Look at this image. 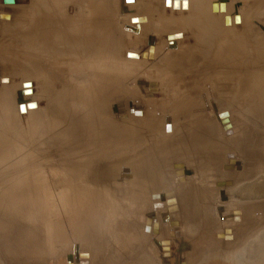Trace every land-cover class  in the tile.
<instances>
[{
    "label": "rangeland",
    "instance_id": "1",
    "mask_svg": "<svg viewBox=\"0 0 264 264\" xmlns=\"http://www.w3.org/2000/svg\"><path fill=\"white\" fill-rule=\"evenodd\" d=\"M38 1L39 2H37L36 0H11V1H9L11 4H9L7 2V0H4V2H6V5H7L4 7H3L2 3L0 2V17H1L0 18V20H1L0 24L5 25V26L2 25L4 31L1 32L2 29L0 30V33H1L0 34V41H1L0 42V75H2V74L3 75L5 74L6 76L10 75L9 77L12 78L11 79L12 86H11L10 91H13V93L11 92V96H12L11 101H10V99H8L9 100L8 102L10 104V108H8L9 107L8 102H6L7 104L5 103L7 105V107L6 106L5 107L9 111L8 112V111H6V109H3L4 105H2V102L4 104L5 101H4V96H3L2 92L5 90L2 89V85H0V99H2V96H3V99H2L3 101L0 100V103H1L0 109H3V110H0V113L2 112L1 113L2 115H0L1 118L3 117V119H4L3 114H5V112L8 113L7 116L5 114L6 118L8 119V121H7V119L5 118L7 124L5 123V121H2V120L0 121L1 122L0 123L1 124L0 125L1 132H2V129L4 128L3 134L7 133V134H5V135H7L5 137L8 138V141H7V139H2L4 137H3V134L1 133L0 139L5 140L6 142L2 141L4 143L0 144L1 145L0 146V264H91V263L92 264H153V263L154 264H179L180 261L186 262L188 260V258H191L189 256V254L192 255L193 259L195 257H202L204 255L203 257H206V259L209 262H210V260L212 262H217L216 259H214L215 257L214 258L212 257V254L215 253L216 249L217 250L221 249V250L226 251V248L229 249L228 245L230 244V243L227 244V242H229V241L221 239L222 236H223V238L231 237L229 239H232V241H234L237 238V233L239 234L241 232L240 236L245 234V230H242V225H244V224H242L243 222L242 221L240 222L237 219V216L234 214L233 208L231 207L233 203H235V202L239 203V201H241L242 199H246V200L251 199L249 201L250 204H252L254 202L256 203L253 206H250V210L253 211V213L252 214H245L244 216L251 218L252 216L259 215L261 217V219H263V220L260 221L261 224L258 227L263 228L264 227V205H263L264 204V159H263L264 156L262 154L259 155V153L255 150H251L255 154L250 153L251 152L250 150H249V152H247L248 150H246L244 153L245 154V156H244L243 153L241 152V150H238L236 148V151H234L235 148L233 146L230 147L227 145H226L227 147L221 145L218 148V147H215L214 146L215 144H214L213 146L207 147V149L204 152H200L199 148L197 150L195 148H192L191 145H186V143H175V142L173 143L172 141L170 143V141H169L168 144H165L164 147H162L163 145L156 146L154 142L157 141V140H155L157 137L162 136V135H168L169 128L167 126H164V125H166V124H164V122L166 120L168 121L174 117L173 116L174 111L173 112L171 111V110H174V109H172L173 106L175 108L179 104L186 105L189 103L188 106H193L194 109H197L198 115L203 114V112H202L203 110L201 108H203V105H205L204 107L208 108L209 110H213V109L217 110L218 109V111H219L218 113H221L220 116H225L221 120H223L225 118L227 121L228 120V118H226V116H227L231 119L232 122L236 121L239 125H241V127L242 126L246 127V125L251 126L253 128L252 132H254L256 135H258L257 139L259 138L258 142L251 145V147L253 149L255 148L257 150H259V148L264 150V119H263L264 117H262V116H264V105H261V104H264V94H263L264 93V91H263L264 90V69H261L262 68L261 66H263V68H264V64H262V61H261L264 59V56H262V54L264 52V42H263L264 41V32H263L264 31V29H263L264 28V0H219L218 4H216V6H215V9L218 10V11L216 10V12L222 11L221 14L216 17V22H215V27L217 29L216 34L221 33L222 31H225L227 29H230L231 31L234 30L233 32H235V34H237V35L240 34L242 36L245 34H251L250 31L251 32L253 31L251 38H255V36H256V38H255L256 40L252 39L254 41V43H252V45H254L253 49H251V47H252L251 42H253V41L249 38L250 36L245 35L248 37V39H246L245 37L243 39L242 38L240 39L241 46L243 45L244 47L243 46L242 47L245 48L244 51H246V50H248V51H246V53H244L243 50H241L242 52H239V53H242L243 55L239 56V58L240 57H242V58L240 59V62H239V60L237 61L238 66L237 65L233 66L232 69L234 71H232L231 68H230L231 70L228 68V71L231 72V75L229 72H226L227 70L225 71L226 73L224 74L223 72L220 73L221 71H219V70H218V72H216L215 70L210 71L207 68L205 69V70H207L206 72L200 73V72L205 71V70H203V67L200 65L201 63L200 64L197 62H193V63H189V64L185 63L186 62L185 59L187 58V55L190 54V50H192V49L195 50L196 47H197L196 50L201 48L200 50H198V51H201L200 54L202 53L205 56L210 55V53H208V51H210L209 47L211 46L210 42L207 41V43H209V44L201 42L199 37H196V35L199 36L198 35L199 30L196 29V27H194V25H192V24H190V26H189V22H187V20L189 21V19H190L188 17H191L192 14L197 13V11H195L193 9V7L191 6L192 5L191 3L194 4V0L193 1L186 0L187 2H191L188 6H189V8H191L194 11H192V10L190 11V9L188 7L185 8L186 6L185 7L183 6L184 7V9H183L182 5L185 4L184 3L185 0H176V1L174 0L175 2H179L181 5V6H179L177 4V6L179 7V8L177 7L178 10L176 9V7L174 5H173V7H167V6L164 7V5L162 4L163 3L162 0H124V1L123 0H114V2L112 0V5L110 7L111 13L109 12L110 16L108 15L107 18H109L108 21L109 20L115 21L118 19L115 22L118 23V24L116 23L118 25L117 27L119 28L118 33L121 36H119V34L117 33V35L119 36L118 37L119 40L117 41V43L120 42V45H117V47H118L117 51L119 50V46H120L119 52L121 53V55L119 52H117V53H119L118 54V59H119L118 61L120 62V63L119 62L117 63V66H116V64H114L115 66L112 65L113 64V58L110 56V53L108 52L109 53L108 54L106 52V49L103 48V46L101 44L100 45L97 44L99 42V40H102L104 37L106 38V36L103 34L107 35V32L105 30H103L102 28H98V27L94 26V24L92 23V22H94V20L90 14V11H89V14H87V13L86 14L88 15L89 18L91 17L92 20H90L86 14H84V16H86V17H84L83 15L80 14L81 18H84V19L80 20L79 19L80 17L79 18L77 17V15H79V13L81 12V11H78L79 8H77V7H79L80 6L79 4H81V3H79V4H76V3L80 2L81 0H78V1L75 0L77 2H75L74 0L73 1L71 0L72 3L67 4L68 5L67 7H69V5H70V7H69L70 10L68 11L69 14H71V16H73V17L75 16V18H78V20L80 21L79 24L77 23L76 27L79 26L77 29H75L76 27L73 29L69 28V25H70L69 22H71V21L66 20L67 16H65V15L67 13V10L66 11L63 10V9L67 8L66 5L64 6L65 8L62 6L63 9H60V8H62L61 5L59 8L58 4L55 3L56 5H58V7H57L56 5H53L52 2L50 3L49 2L50 0H48V2L47 1L45 2V0H43V3H42V0H38ZM36 2H37V4H36ZM44 2H45V4H44ZM68 2H70V1H68ZM74 2H75V4H73ZM38 3L40 5L41 9H39ZM47 3L50 4L49 7L51 9L50 8L49 9L51 10L50 11L51 14H49V15H51V16L47 15L49 12V9L47 10L46 15H44V13L46 12L45 7L46 6L48 7ZM8 4H9V6H8ZM33 4H34V7H33ZM167 4H168V1H167ZM43 5H46V6H44V8H43ZM76 5H78V6H76ZM186 5H187V3H186ZM53 6H55L56 10L53 8ZM113 6H115L116 8L115 7L113 8ZM37 7H38V9H35ZM72 7H74V10ZM32 8H34L35 11L38 10L34 13L38 12L39 14L37 13L38 14L37 16H39V17H37L36 14H35V16H33L34 9H32ZM57 8L59 10H57ZM203 9H204L205 14H207L206 13L207 12L206 7H204ZM28 10H29V12H28ZM39 10H41V11L39 12ZM60 10L63 11V14H65L63 16H65L66 19L63 18L62 14H61L62 12ZM43 11H45V12H43ZM74 11L76 14L73 13ZM41 12L43 14H41ZM204 12H198V13H200L202 15V13H204ZM233 12L238 13V15L241 14L243 16V18H245L243 24H241V25L237 24L234 27V25L231 22V16H232ZM56 13H58V14L60 13L59 15H61L62 18H60V16L57 14L58 15V20H57L56 19V17H57ZM29 14H31V16ZM53 14L56 15V17L53 16ZM114 14H115V16H114ZM189 14H190V16H189ZM217 14H219V13H217ZM111 15H113L112 16L113 19H112ZM186 15H188V16H186ZM52 16L55 19H52ZM185 16L187 17V20H184V19H186ZM44 17L47 18L46 20H49L51 18L54 22L51 21V19L49 21L42 19ZM36 18H37V21H35ZM39 18H41L42 20H39ZM86 18H88L89 21ZM203 18L206 19V16L203 15ZM62 20L65 21L64 24H63ZM84 20L86 21L85 26L88 27L87 30H86V27L84 26V24H85ZM192 20L190 19V23ZM254 20L258 21L257 23H259V24L254 23ZM34 21H35V23H34ZM58 21L62 24H59ZM81 21H84V22H81ZM37 22H39V23L42 22L43 24L41 23V25H40ZM46 22H47V24H46ZM66 22H68L67 24H69L67 26L69 29L66 27V25H67V24H65ZM87 22H89L90 26H87V24H88ZM251 22L253 23V25L255 27L252 26ZM33 23L35 24V26ZM48 23H50V26L48 25ZM80 23H83V25L81 24L82 25L81 27H80ZM31 24H32V27L30 26ZM28 25H29V27H28ZM37 25H39L40 27ZM46 25H47V28H46ZM51 25H52V27H51ZM59 25H60V28L58 27ZM61 25H63V26L65 25V27L67 29L66 32H65V27L63 29ZM247 25L249 27H247ZM260 25H262V28ZM48 26H49V28H48ZM91 26L94 28L96 27V29H93ZM187 26H189V28ZM191 26H193L194 28ZM250 26H251V29L250 30L247 29V28H250ZM6 27L8 28L7 29L8 31H6ZM30 27L32 29L35 28V30H37V32H36L33 29V34L36 33L35 36L33 34H30V33H32V29L30 30ZM89 27H91V30H89ZM190 27H191V29H190ZM26 28H27V30H26ZM41 28L43 29V31ZM44 28H46V29H44ZM51 28L53 30L55 28L54 32ZM80 28H81V30H80L81 36L76 35L77 33L79 34L78 30ZM254 28H256V29L254 30ZM13 29H14V33H13ZM56 29H58L57 31H59V32L62 29L61 32L63 34L61 32L60 33L57 32ZM74 29H75V31H74L75 34L73 33V35H70V34H72ZM244 29L246 32L249 31V33L248 32L246 33L244 31ZM83 30L86 32L88 31V32L87 33L84 32V35H83L82 34L83 32H81ZM197 30H198V32H197ZM11 31H12V35H10ZM25 31H26V34L24 33L25 35L21 34ZM34 31H35V33H34ZM41 31L43 32V35L45 33L49 34V32H50V36L47 37L48 39H45L46 36H48L46 34L43 36L45 38L38 36L42 33ZM55 31L57 32L56 35H55ZM89 31H91L92 35L95 36L96 38H97V34L99 35L96 41H95V39H96L95 37H94L95 38L94 39V38H91L89 36V35H91V32H89ZM99 31H100V33H99ZM257 31H258V33L255 34V36H253L254 33H256ZM17 32H19V33L21 32L20 33L21 35L18 36L17 34H19V33H17ZM69 32H70V34H69ZM93 32H94V34H93ZM240 32H243L244 34L240 33ZM53 33H54V36H53ZM85 33H86V36L88 35V38L85 36ZM14 34H16V37ZM100 34H102L103 36ZM29 35L31 37L33 36V38H31ZM58 35L60 37L63 35V37H61V39H60V37ZM64 35H66L65 38H64ZM67 35H68V37H67ZM74 35L78 36L79 41L81 38V41L80 42L77 41L76 37L73 38ZM3 36H4V38H3ZM23 36L24 37L27 36V37L24 39ZM57 36H58V38H57ZM79 36H80V38H79ZM260 36L263 39L260 38ZM34 37L37 40H35ZM50 37L52 39H49ZM69 37H72V39ZM89 37L91 38L92 42L90 41ZM11 38L13 40H11ZM16 38H18V39H16ZM27 38H29V39H27ZM38 38H40V40ZM41 38L45 39L46 41L50 40V42L51 41L54 42L57 40L58 42L57 41L56 42L58 43V46H57L58 48L54 47V49H52L53 48L52 46H54L53 45L54 43L51 42L52 44L49 45V42H48V45H46L45 47L46 48H47V46L50 48L52 47L51 49L54 52L49 51V50H51L49 48L47 49L48 50V52H47L45 47L42 46V45H45L46 41L42 42ZM65 39H67L69 42H70V40L72 42V41H75L74 39H76L77 42L76 41L75 42L78 45L75 44L74 42H72L73 44L70 42V45L72 44V46H70L68 41H66ZM83 39H85V40H83ZM197 39H199V42ZM257 39H258V41L260 39H262V40H260L261 43L263 44L262 46H260L261 45L260 41L258 44ZM22 40H24V41H22ZM25 40L28 42V44L25 43L26 42ZM33 40H35L36 43L33 42ZM29 41L31 44L29 43ZM62 41L65 43L63 44ZM202 41H203V39H202ZM81 42L83 44H81ZM87 42H90L92 44V46H90V47L91 48L93 47L92 48L93 50L88 46V45H91L90 43L88 45H84V44H87ZM204 42H206V41H204ZM246 42H248V44ZM39 43H41V44H39ZM95 43H96V47L98 48V50L97 49L94 50ZM199 43L204 44V45L201 44L202 46H204V48L202 46H200L198 48V46L200 45ZM244 43H246L245 44L246 47H245ZM34 44H37V46ZM59 44H61L60 45L61 47L59 46ZM79 44H81L82 47L86 46L83 48L84 49L83 51L81 49L82 47L79 46ZM206 44H207V46L205 47ZM28 45H30L31 47H33V45H34L33 49H31V47H28ZM65 45H67V46H65ZM248 45H250V48L248 47ZM255 45H256L257 49L255 48ZM23 46H25L29 50H25L24 49L25 47H23ZM39 46H41V48ZM73 46H75V48ZM77 46H79V48H77ZM42 47H44V48H42ZM87 47H89V48H87ZM99 47H101V48H99ZM191 47H193V48H191ZM258 47H262V49L258 48ZM38 48H40L41 50ZM66 48H67V50H66ZM68 48H70V50H73V53H75V56H76V54L78 56L79 55L81 56V54H82L83 58H82V56L81 57L76 56L77 57L76 58L74 56V54L71 53L72 51H70ZM71 48H73V49H71ZM85 48H86V50H85ZM55 49H57V50H55ZM77 49L80 51L79 53H77L78 52ZM87 49L88 50L91 49L92 53L94 52L93 53L94 55H92L90 50H89L90 52L87 51ZM104 49H105V52H104ZM205 49H208V50L205 51ZM210 49H211V47H210ZM32 50H33V52H32ZM38 50H40L41 52ZM249 50H251V51H249ZM252 50L253 51L255 50V53H256V51H258L257 54L255 55L254 52L251 53ZM260 50L261 51L263 50L262 54L259 52ZM68 51H70V52H68ZM95 51H98L99 55L96 54ZM100 51H101V53H100ZM30 52H31V54H34V56H33L34 58L31 57L32 55H30ZM66 52H68V54L69 53H71V54L67 55ZM81 52H83L84 55ZM247 52L248 53L250 52V53L247 54ZM42 53H43V56H42ZM50 53H52L53 56H51L52 54H50ZM85 53L86 54L88 53L87 58L85 57L86 56ZM24 54L25 55L27 54L26 57H29V58L28 59L25 58L26 59L25 60ZM47 54L48 55L50 54L51 57L48 56ZM56 54H57V56H59V54H61L60 59H58V61L57 60L54 61V56L56 57L55 59H57ZM101 54H102V56L108 55L110 57L108 59V56H105L106 57V59H104L105 61L104 60L102 61V58H105V57L104 56L101 57ZM246 54H247V56L249 55L248 59L246 57ZM253 54H254L255 58L253 56V59H252L250 57V55L252 56ZM259 54H261L260 57L262 56L261 57L262 59L259 58ZM35 55H37L38 60H37V57H35ZM44 55H46V57ZM91 55H92V57L93 56L96 57L98 55L99 58H96V61H93L95 57L92 58ZM67 56H71V58H69ZM243 56L246 57V59ZM49 57L53 58V59H50ZM31 58H33V59H31ZM85 58L86 59L89 58L93 62V67H94L93 69L88 68L90 62L88 63L89 59L86 60ZM120 58H121V60H120ZM256 58H259V60L257 59L256 61H254ZM34 59H36V60L33 61ZM43 59H45L44 60L45 62H47L49 60L47 62V64H44L45 62L43 61ZM66 59H69L70 61H72V63H69L70 61H68ZM97 59L98 60L101 59V60H99L100 62L97 61ZM250 59L252 62H250ZM109 60H110V63H109ZM243 60H244V62H243ZM106 61H108L106 66H105L108 69L107 71H105L106 68L103 67L104 66L103 64H105ZM121 61L123 62L124 65L122 64ZM258 61L260 62V64H258ZM92 62H91V65L89 67L92 66ZM94 62H96V63L99 62V63L96 64ZM254 62L256 64H258L259 66L256 65ZM87 63H88V65H87ZM101 63H102V67H101ZM243 63L245 64L244 67L246 66V69L242 66ZM42 64H43V67H42ZM51 64H53L52 66H54V65L56 67L58 66V68L55 69L54 68L55 66L52 67ZM94 64L97 66V69H99V70H97V69L95 70L96 66H94ZM99 64H100V67L102 69L98 68ZM108 64H109V66L112 65L114 68L116 67L117 68L116 70L119 73L117 71L116 72L118 74L114 73V71H115L114 68L113 67L110 68L111 66L109 67ZM119 64H121V66ZM249 64L251 65L250 68H249V66H250ZM253 64L255 66H253ZM81 65L83 68L81 67ZM122 65H123V67H122ZM247 65H248V67H247ZM79 66H80V68H79ZM118 66L123 68V69L119 70ZM162 66H164V67H162ZM240 66L242 67V70L241 69L239 70ZM40 67H41V69H40ZM44 67L48 69V72H47V69H45ZM199 67H200V69H199ZM42 68L44 69L45 72L43 71ZM103 68H105V69H103ZM109 68H110V70H109ZM243 68H244V70H243ZM247 68L250 71L252 69V71L250 73H248L249 70ZM18 69H20V70H18ZM54 69H55V71H54ZM85 69H86V72L84 73L83 71H85ZM100 69H101V71L104 70V73L101 72ZM111 69L114 71H112ZM14 70H16L17 74L19 72V74L15 75L16 72ZM121 70H123V71H121ZM199 70H201V71H199ZM235 70L236 71L239 70V72H236ZM253 70H255V72ZM257 70H260V72H261V70H263L262 71L263 74L258 73ZM51 71L54 72V73L52 72L53 75H52ZM58 71H59V73H58ZM88 71H90V73ZM91 71H93V72H91ZM108 71H111L110 74ZM208 71L211 74H209ZM97 72L98 73L100 72V74H103V75H100ZM106 72H107L106 75H109L110 77L105 76ZM232 72H234V73H232ZM44 73H45V75H44ZM49 73H51L50 76H48ZM60 73H63V74H60ZM206 73L209 76H206ZM238 73L239 74L241 73L240 74L241 76L239 75V77H238ZM244 73L246 75L248 74L246 76L247 82H246V79H244L245 78ZM84 74H85V76H83ZM119 74H122L123 76L119 75ZM21 75H22V77H21ZM23 75L25 77H23ZM59 75H60V78L57 77ZM91 75L93 76V78ZM98 75H100V77H99L100 79H97L99 82H100L101 78H103L102 82L104 81L105 78H106L105 81H108L109 78H112L111 81H110V79H109V81L110 82H116L117 84L121 83V80H123L121 83L122 85L121 84L119 85V87L120 86L122 87V88L121 87L119 88V91H121V92L120 93L118 92V95L116 97H114L115 99H112L110 101L107 100L106 102L103 101L102 97H101L102 93H100L101 91H99V89H98L100 86L97 83H99V82L97 80H95V81L91 80L94 83L91 81H90L91 84H90V82L88 83V79H90V77H91V79H96V78H98ZM113 75H115V76H113ZM75 76H76V79H75ZM116 76H117L116 81H114L115 80L114 77H116ZM119 76H121L122 79H120ZM204 76H206V77H204ZM214 76H215V78H214ZM233 76H234V78H232ZM248 76L250 78H248ZM260 76H261V78H260ZM19 77L21 78V80L24 78H29L33 82V88H32L33 91L31 90V84L29 86V89L31 90L29 92V94L33 93V95H31V97L26 101V103H32L33 102L36 106L35 107H28V106H26V103L21 99L23 101V103L25 104L26 109L21 110V108H20L21 101L18 100V102H19V111H18V110H16L17 102H15V101H17V99H16L17 96H15V95H17V93L19 92V89H20V82H19L20 78ZM42 77H45V78H42ZM50 77L55 78L56 80L55 79L51 80ZM85 77H87V78H85ZM107 77H108V79H107ZM164 77H167V78H164ZM225 77H226V79H225ZM230 77L232 79H230ZM237 77L240 78L241 80L236 79ZM84 78H85V81H83V83H82L81 80H84ZM78 79H80L81 82L77 81ZM161 79H163L165 82ZM6 80H8V79H4V81H3V79L0 80V84L2 82H6ZM254 80H256V81L259 80V82L255 81V83H254ZM63 81L68 82V83H66V85L68 84V85H70V87L68 85L66 86L65 83L61 84V82L63 83ZM28 82H30V81H28ZM102 82H100V83H102ZM150 82H151V84H150ZM86 83H87V85H86ZM92 83L94 86L92 85ZM145 83H146V85H145ZM240 83H244V85L247 87H244V86L242 87L243 84L240 85ZM60 84L62 85V87ZM82 84L86 87H84ZM72 85L74 87L76 85V88L77 87L81 88L80 89L81 91H82V88L84 89V91L87 90V92L89 90H91L88 93H86V91H85V93L88 95V97H87V95L86 96L84 95V92L82 95L81 91H79V90L77 91V89L74 91L75 88H73ZM89 85H90V87H89ZM254 85L256 87H254ZM261 85H263L262 88H261ZM22 86H23V84H22ZM65 86H66V88L63 89V87H65ZM95 86L97 87L98 90L95 89L96 88ZM239 86H241V92H240ZM52 87H55V88H52ZM67 87H69V88L67 89ZM91 87H93V89H91ZM58 88H59V90H58ZM248 88L250 90H248ZM22 89H24V87ZM50 89H51L52 93L50 92ZM71 89L73 90L74 93L72 92ZM64 90H66V91H64ZM242 90H245V91L242 92ZM53 91H54V93H53ZM56 91L58 94L56 93ZM78 92L80 93V94H78V97L81 95H82V97L85 96V97H83V98H85L84 99V106L87 105V106H85V108H83V106H80L83 103V100L81 101V99H83V98L82 97H80L81 99L77 98L76 93H78ZM239 92L241 95L239 94ZM89 93H90V95H89ZM244 93H245V95H244ZM249 93H250V95H249ZM54 94L55 95L57 94L58 96L56 95V97H53ZM71 94H72V96H73V94H76V95H74L75 97L74 96L73 97L75 100L78 99L77 101L79 103L75 102L72 97H71L72 100H70L71 98L69 95H71ZM91 94L93 95V97H92L93 99L89 98V96H91ZM97 94H98V96H97ZM258 95H260V96H258ZM118 96L119 97L121 96L120 99L117 98ZM49 97H52L53 99L55 98L54 103H55V101H56V103H58L57 106L55 103L56 107H55V109L54 108L53 109H54V112H57V114L58 113L61 114V115L59 114V116L57 115L59 118L57 116L55 118L56 113L53 114V112H51L53 110L51 108H48L47 107L48 105H46V101ZM96 97H97V100L94 101L96 99ZM98 97H101V98H98ZM109 97L111 98V96H109ZM88 99L90 101L89 102L90 105H88V102H85ZM100 99H101V101L99 102ZM12 100L15 103L12 102ZM168 100L171 102H167ZM175 100H179V104H177ZM71 101H73L72 103L74 105L72 103H70ZM113 101H115V102L118 101V103L116 102L115 104H113ZM74 102L77 104H75ZM91 102H93V103L91 104ZM95 102H97L98 104ZM110 102H111V104H110ZM134 102L136 103V106L134 105ZM69 103H70V106H69L70 108L67 107L69 105ZM99 103H100V105H99ZM103 103H107L106 107L108 106L107 107L108 109L103 106V105H105ZM168 103H170V104H168ZM59 104L61 105L62 111H61V108L59 110V107H60ZM93 104H96L95 107ZM108 104H110V105H108ZM112 104H113V106H115L116 104L118 106L116 105L117 107L116 106L113 107ZM176 104H177V106H176ZM91 105H93L94 110H93V113L91 112V114H88V112L92 111L91 109H93V107H90ZM101 105H102V107H101ZM131 105L134 108L133 110L135 111L134 112L135 114L133 113V111L129 110V107ZM166 105H168L170 107V109H168L169 107H166ZM252 105L254 106V108L260 107V109H259V113L255 114L252 117V122H251V119L248 116H244V113L242 112L241 109L244 106H247L246 108H248V109H252L253 108ZM73 106H76V107H73ZM121 106L123 107L122 108L123 110H121ZM100 107L102 109L105 108L107 110V112L109 111V115H108V113L105 112L106 110L103 109L104 114L102 116L101 115L102 109ZM57 108H58V110H57ZM64 108L66 109V111ZM111 108L114 110H112ZM177 108H175L177 110L176 112H178L181 109V108H178V109ZM63 109L67 114L62 115L64 112ZM115 109L116 110L119 109V111L117 110V112H116ZM137 109H139V110H137ZM164 109H166V111ZM49 110H51V111H49ZM67 110L68 111L70 110L69 114H68ZM87 110H88V112H87ZM96 110H101V112H98ZM153 110H154V112H153ZM71 111H73V112H71ZM120 111H122V112H120ZM86 112H87L88 116L90 115L91 117L89 116V118H88ZM94 112H98V113H94ZM115 113L120 114V115H118V116H120V118H117L115 116ZM121 113H123V114H121ZM73 114L75 116H72ZM96 114H98V115H96ZM194 114H196V112ZM53 115H54V117H53ZM93 115L97 116V117L95 118ZM62 116H64V117L67 116V117H65L63 119ZM69 116L72 119H70ZM98 116H100L99 119H101V116L104 119L105 118L107 119V122H104V120H102L103 118L100 121H101V123H109V125L105 124V125H108L109 128L111 126H113L112 123L113 124L115 123L114 128L118 127L117 128L118 134H120V132H121V135L115 134V132H117L116 131L117 129H113V127H111L112 129H110L112 131L109 132V130L106 129V128H108V126H106V128H105L104 124H102V125L100 123L97 124L96 122L98 120ZM167 116L169 119L167 118ZM92 117H94V118H92ZM107 117L110 120H108ZM163 117H164V119H163ZM202 117H204V116H202ZM75 118H77V119H75ZM78 118L82 119V121L79 120ZM87 118L90 120V122L88 121ZM94 119L96 120L95 124L93 122ZM64 120H65V122H64ZM76 120H78V121H76ZM83 120H84V122H87L88 124L90 123L88 125L89 127L85 126L87 123H84ZM56 121H57V123H56ZM79 121L81 122L80 125L78 124ZM100 121L98 120V122H100ZM110 121H111V124H110ZM240 122H242V123H240ZM82 123H84L85 125L83 124V126H81ZM212 123L215 125L216 122L212 121L211 125H212ZM5 124L7 126H5ZM116 125H117V127H116ZM1 126L3 128H1ZM78 126H80V128ZM95 126H96V128H95ZM102 126L105 128L104 130L102 129L103 128ZM6 127H7V129H6ZM73 127H74V129H72ZM86 127H87L88 131H86ZM98 127H100V128H98ZM75 128H77V130ZM190 128H191V126L187 127L188 130ZM79 129H81V132L83 131L82 129H85L84 134L82 135L84 138L83 137L81 138V132L79 131ZM92 129H93V132L96 129L95 134L98 130L101 129L100 131H102V132L98 131V134H100V133H102V134H100L99 136L96 134V137H95L94 133L92 132ZM72 130H75V131H73V134H71ZM105 130H107V132ZM150 130H153V131L151 132ZM4 131H5V133H4ZM103 131L105 132L106 135L103 134ZM219 131H220V135L218 134V138L221 141H224L225 138L228 137V135H230L232 133L231 129L230 130H223V129L220 130L219 129ZM221 131H223L224 133L223 132L221 133ZM87 132L90 133V135H88ZM112 132H113V135H115V137H113ZM154 132H156V133H154ZM225 132L230 133V134L227 135ZM8 133H10V134H8ZM75 133H76V135H75ZM158 133H159V135H158ZM160 133H161V135H160ZM67 134H68V136H67ZM85 134H86L87 138L85 137ZM110 134L112 136H110ZM156 134H157V136H156ZM72 135H74V136H72ZM116 135L119 137H116ZM70 136H72V137L70 138ZM79 136L81 139L78 138ZM103 136H106V139L108 136V139L107 140L105 139L106 141H104L105 137H103ZM88 137L92 138V141H94L93 144H92V142H90L91 139L90 138L88 139ZM99 137H101V138L103 137L102 138L103 140H101V138L97 139ZM109 137H111L112 139L114 138L113 139L114 141H116L119 138V140L116 141L117 143L115 142L117 144V147H116V144L113 141H111V138H109ZM94 138H96V140ZM72 140H75V141H72ZM82 140L89 141L88 144L85 141L87 146L91 143V145H93L94 149L96 151H99V153L96 152L94 149H92L94 151L90 150V148H92V147H90L91 145L88 146L89 147L88 148L86 145H84L85 143H83L84 141L82 142ZM150 140L151 141L153 140L154 142L151 143ZM78 141H80V142H78ZM97 141H98V143H97ZM148 141H150V142H148ZM7 143H9V145L12 144V146H11L12 148L9 147V145ZM148 143L150 145H148ZM97 144L101 145L103 148L102 147H100V149L97 148V147H99V145H97ZM153 144H154V147H153ZM82 145L84 146V148L82 147V151H83V149H85L84 151H86L85 154L83 153L84 156H82L83 154H81L82 152H81V150H79V147L81 148ZM96 145H97V147H96ZM113 145H115V146H113ZM73 146H74V148H73ZM149 146H151L152 150H154L153 153L151 151V155L155 154V152H156V156H157V154L161 156V157L157 156L156 157L157 159L153 158L152 157L153 155L151 156L152 157V163L154 162L153 160L155 159L153 166L155 165L154 167L158 168V169H154L152 174H156V172H158V170L161 169V170H159L158 173L165 172V173H167L166 174L167 176L169 175L168 177H166V175L164 174V176H165L164 181L165 182L163 181V185L156 186V187H153L154 185H152V184H151L152 186L148 185V187H145L144 185L142 186L141 185L142 183H139L140 181L138 180V178L135 179L136 172H135V166L134 165H136L139 162H135L134 159H136V158L139 159V157L146 158V156L148 154L146 153V155H145L144 153H145V150L147 151L148 148L151 149V147H149ZM155 146L158 148H156ZM2 147H4L5 150ZM85 147H87V148H85ZM146 147H147V149H146ZM211 147H213L212 150H211ZM224 147L226 148L225 150H224ZM8 148H10L9 151H8ZM228 148L229 149L231 148L233 150H231V149L229 150ZM71 149L73 152L72 154H71ZM77 149L80 152V153H78L79 156L77 154ZM88 149H89V152L91 151V153L95 154L94 157L95 156H97V157H95V158L91 157V155L93 156V154L89 153ZM104 149L107 150L108 156L110 154H112L108 157L109 158L108 161H107V155H105L107 153H106V150H104ZM112 149H114L116 152L114 153ZM179 149H180V154H181V150L183 151V153H182L183 155L178 156L179 152H176V150L179 151ZM185 149H188V150L185 151ZM227 149H228V151H226ZM118 150H120L121 153H118V155H117ZM191 150H193V151H191ZM208 150H210V151H208ZM216 150H218L219 152H217V154L215 155V153H213V152H216ZM100 151H102L104 153H101ZM174 151H175V153L172 154L171 152H174ZM237 151H240V152H237ZM184 152H185V154H184ZM186 152H188V153H186ZM209 152L211 155L209 154ZM97 153L100 155V158H102V159L98 158L99 155ZM189 153H193V154H189ZM263 153H264V151H263ZM80 154H81V157H83V158L85 157L86 159L79 158ZM89 154H91V155H89ZM114 154H116L115 158H113ZM212 154H214V155L212 156ZM70 155H72V156H70ZM86 155L88 156V159H87ZM102 155H103V157H102ZM229 155L235 156V157H233L235 159L234 162H229V161H231L230 160L231 158L229 159ZM76 156L79 159H83V160L80 161ZM117 156H119L118 159L120 158L121 163L118 159H116ZM211 156H212V158H211ZM218 156H220V157H218ZM226 156H228V157H226ZM64 157H67L68 160L70 159L71 161H68V162H67V160L62 161ZM74 157H76V158L74 159ZM90 157L93 158L94 162H97V160H98L97 164L94 163L95 166H97L98 164L100 166H103L102 164L105 162V160L107 161L108 164L104 163V166L102 167V169L100 166H97L98 171L95 172V170H97V168L96 169L94 168V164H89V163L93 162L90 159ZM104 157H105V159H104ZM110 157H112V158H110ZM162 157L164 158V161H163ZM213 157L214 158L216 157L217 160L214 159ZM244 157H246V158H244ZM130 158H133V159H130ZM160 158H162V159H160ZM77 159L79 161H77ZM89 159L91 160V162L88 161ZM111 159L112 160L115 159L114 160L115 162H116V160H118L119 164L116 166L117 162L114 163V161H113L112 162L114 164V166H113L112 163L110 162ZM84 160H86V161H84ZM203 160H204V162H203ZM72 161L74 162V164H75V162L79 163V164H76L73 166ZM99 161H100V163H99ZM129 161H131L132 163ZM159 161L162 163H165V164H162V163L161 164L166 165V167H162V165L159 163ZM176 161H179L180 165H178L179 164L178 163L177 166L178 167L181 166L182 168H184V169H182V170H184V172L186 169L189 171V173L188 172L186 173V175H187L186 182L187 183L191 182V189H193L192 191H184L185 189L181 188V186H179L177 183L174 182V177H175L176 173L174 170L175 167L172 166V163L176 162ZM61 162H63V163H61ZM64 162H67L69 164H66ZM199 162L203 166L207 163L208 164L202 168V167H198V165L201 166ZM82 163L83 164L87 163V164H85L86 166L85 165L82 166ZM158 163H159V166H161V167H157ZM197 163H198V165H195ZM227 163L231 164V165H228ZM248 163H250V167L247 166V165H249ZM61 164H63V167ZM106 164H107V166H106ZM225 164L228 166L226 167ZM60 165H61V167H60ZM65 165H67V166L69 165L70 167L68 168ZM87 165L88 166L92 165V166H89V167H93L92 170H91V168H88ZM108 165H111V166H108ZM142 165H144V164L142 163ZM210 165H212V166L214 165L212 167V170H214V171L210 170L211 168L210 169L207 168ZM71 166H73V167L71 168ZM77 166H79V168ZM80 166H82L81 169L83 170V172L80 169ZM175 166H176V164H175ZM230 166H233V167H230ZM65 167H66V169H65ZM74 167H76V168H74ZM84 167H86V168H84ZM110 167H114V168H110ZM131 167H132V169H131ZM77 168H78V174L76 172ZM106 168H108L109 170ZM163 168H165V169H163ZM194 168H195V170L197 169L198 171L197 170L194 171ZM249 168H250V170H249ZM54 169H56V171H58V172H56ZM61 169H62V171H61ZM72 169L74 172L72 171ZM85 169H87V170H85ZM79 170H81V171H79ZM84 170L86 171L85 173L87 175L84 173ZM110 170H113V171H110ZM162 170H164V171H162ZM204 170L209 172L207 175H205L206 177L205 176H199L201 178V180L196 179L198 177V174H201ZM67 171H69L68 172L69 174L68 173L65 174ZM92 171H94V174L91 173ZM179 172H181V171H179ZM193 172H195V173H193ZM250 172L252 173V175ZM17 173H19V174H17ZM25 173H27L26 175H28V180H27V176L25 175ZM31 173H32V175H31ZM79 173L82 175L77 176V178L74 179V177H76V175H79ZM83 173L87 176L86 177L84 175L85 180H83ZM35 174L40 179H38V177H36ZM91 174L93 176L95 175V178L94 177L91 178L92 177V176H90ZM97 174L98 175L100 174L99 175L100 177ZM20 175H23V176L25 175L26 179L23 178L22 176L21 177L23 179H21V177L19 178L18 176H20ZM30 175H31V177H30ZM56 175L58 176V178ZM63 175L68 176V177L66 176L67 180ZM69 175H71V176H69ZM88 175L92 179L91 181L88 179L89 178ZM32 176H35V177H32ZM96 176L100 179L99 182H102L103 185L98 184L99 179ZM250 176H251V178H250ZM13 177H14V179H13ZM16 177H18V179L22 180V182L24 181L23 183H25V181H30L29 182L30 184H28V182H27V184L26 183L23 184L22 182H20L22 187L20 185L15 186L14 183L17 181ZM29 177L30 178H36L37 180L36 179H30ZM103 177H105V178H103ZM214 177H215V179H214ZM69 178H71V179L73 178L74 180L72 179V182H71L70 181L71 179H69ZM166 178L168 181H166ZM8 179H10L11 184L13 182L14 185L12 184V187L14 186V188H13L14 190L16 188L19 189L20 192L16 189L17 190L16 195L20 193L19 196L17 195L19 198H21V197L23 198V196L26 195L23 198V199H25V197H26L25 202H24V200L22 201V198L20 199L24 204L19 199L17 200V197L13 196V195H15L16 190L12 191L13 189H9L12 187H9V185L7 184V183H9ZM12 179H13V181H12ZM81 179L83 180L82 182L79 181ZM95 179L97 180L98 183H96ZM102 179L103 180L105 179L104 182ZM14 180H15V182H14ZM20 180H18V181H20ZM31 180H33V181L35 180L34 183L37 182L38 184L37 185L32 184ZM65 180L68 182H66ZM75 180H76V183H75ZM225 180H229L230 183L221 184V182L223 183V181H225ZM4 181L6 182V184L8 185L7 187H9V188H7L5 186L6 184ZM18 181L16 184H20V183H18ZM77 181H79V182H77ZM87 181L89 183H91V185H93V186L94 185L96 186V184H97V186H100V185H102V186L101 187H97V186L95 187L94 186V188H93V186H91ZM83 182L85 183V187H87V189L88 188L90 189L89 185L91 186L90 192L87 191L88 193H91V194H87V196H85V197L83 194H86V192L80 193V190L81 191L87 190L82 185ZM86 182H87V184H86ZM133 182H135L136 184ZM167 182H170V184H172V185L168 186L170 184ZM196 182H198L199 185H202V187L205 189V191H207L206 193L213 190V191H211L212 193L211 192L208 193V195L210 197V198H208V200L210 199V202H209L208 208L206 207V209H207L206 213L209 216H207L205 218H208L207 224L210 225V226L209 225L207 226L208 229H206L207 227L205 229L200 228L199 224L197 223V222H199V218L196 215V199H195L196 196H195L194 188L199 189V185H198V183L196 184ZM61 183H62V185H61ZM70 183H72L73 185H71ZM79 183H81V184H79ZM2 184H3V187H2ZM11 184H10V186H11ZM132 184H134V185H132ZM182 184H185V183H182ZM23 185H25L26 187ZM29 185H31V186H29ZM69 185H71V186H69ZM136 185H138V186H136ZM139 185H141V186H139ZM17 186L18 187L20 186V187L18 188ZM27 186L29 187V189ZM103 186L105 189H103ZM186 186H187V184H186ZM23 187H25V188H23ZM73 187H75L76 190L75 189L73 191L70 190V189H73ZM83 187H84V190H82ZM135 187H137V188L135 189ZM21 188H23V189L20 190ZM97 188H99V189H97ZM174 188L175 189L177 188V190H175ZM200 188H201V186H200ZM24 189H25V191H24ZM66 189H67V191L70 190L68 192H71V191L72 192L68 193L67 191H65ZM92 189H94V190H92ZM129 189H131V190H129ZM220 189H222V190H220ZM246 189H249V190H247V191H249V193H247V191H245ZM77 190H79V191L76 192ZM21 191H22V194L24 193L23 196L21 195ZM130 191H132V192H130ZM142 191H144V192H142ZM169 191H170V193L172 191H174V193L172 192L173 195L169 194ZM176 191L178 194L175 193ZM75 193H77V194H75ZM132 193L133 194L139 193L138 195L143 194V195L139 196L141 199V200L139 199V202L141 201L140 202L141 204L139 203L140 207H141L140 209L139 208L136 209L133 207V205H132L133 194ZM67 194H70V196L69 195L67 196ZM11 195L14 197V199L12 198ZM71 195H73V199H72ZM245 195L250 197V198H247ZM166 196H169V198L168 197L166 198ZM67 197L74 200V203L72 200L68 199ZM78 197L79 198L81 197L83 199L82 200L80 198L82 203L78 202L80 199L77 201ZM131 198H132V200H131ZM12 199L14 200L15 203L20 202V204L16 205L14 202H12L13 201ZM114 199L117 202V205L115 204L116 202H114V201L112 202V204H110L111 202H108V201H112ZM120 199H123V200L121 201ZM169 199L171 200V202ZM15 200H17V201H15ZM8 201L10 202V204H8L9 203ZM59 201L63 202V203L61 202L63 206L65 205L64 203H66V202H67V204L70 203L69 205L71 207L68 206L67 208H65L66 207L65 206L62 208V205H60ZM123 201L125 204L127 201V204H126L127 206L123 203ZM78 203H81L83 205L78 204ZM259 203L261 205H263V207H262L263 209L259 208V206H261ZM112 205H114V208H116L115 207V205H116L117 208H120V209H118V210H117V208L114 209ZM129 205H131V206H129ZM60 206L62 209L60 208ZM127 207H131V209L127 208ZM63 209H65L66 211L68 209L70 211V209H71V211L68 213V211L65 212ZM72 210L74 212L73 215H71ZM114 211H116L115 212L116 214L114 213ZM109 212H110V214H108ZM150 212H153L155 216L154 217L149 216V215H151ZM64 213H66V215L68 213V215L66 216ZM130 213H132V214H130ZM162 214H164L166 216L165 219H164V215H162ZM145 216H149V217L154 219L153 224H151L152 227L154 226L153 228H155L154 231H151L150 228H148L146 225H144L143 221H144ZM69 217H71L70 219H72V217H73L72 221L69 219ZM169 217L174 222L171 220H170L171 222H168V220L170 219ZM67 220L69 221L70 224L68 223ZM58 222H59V224H58ZM107 223L109 224V226L107 225ZM60 224H61V226H59ZM56 225H58V227H56ZM111 225H113V227ZM104 226H106V227H104ZM227 226H231V229L233 230V232L231 234H233V235L228 233L229 231H226V230L222 231V229H224ZM31 227H32V230H31ZM109 227L112 231L109 230ZM116 227H117V229H116ZM102 228H105V229L102 230ZM107 228H108V230H106ZM112 228H114L116 231H114ZM28 229H30V231L33 233L35 232L33 234L34 237L30 235L31 232ZM27 230L30 232L29 234L26 233ZM97 230H99V231L102 230L100 232L105 234L107 241L112 242L114 240L113 244H109L107 241L103 240V238L105 239V236L102 234L103 238H102V236L100 237L101 233ZM207 230H208V232H207ZM108 231L113 233L112 234L113 235L112 241L109 240V239H111V237H110L111 235H109ZM97 232L100 235H98ZM115 232H116V234L119 233L120 235L118 234V237H117ZM208 233L210 236L208 235ZM217 233H219V234H217ZM226 233H228V234H226ZM114 234L116 235V238L114 237L115 236ZM204 234H206L205 236H207V237L201 238ZM26 235H28V236H26ZM96 235H97V237H96ZM29 236H31L30 237L31 239L28 238ZM219 236L221 238H219ZM99 237H100V239H99ZM209 237H212V238H209ZM32 238H34L36 241H34ZM101 238L103 241H105V244L102 243L103 241L101 240ZM155 239L160 240L161 245L163 244V241H164L163 246L164 247L168 246L170 248V250H165L167 247L165 249H163L161 247L156 246L158 244H156L154 242ZM99 241H102V242H99ZM97 242H99V246L95 245V244H98ZM100 243L103 246H105L106 248L105 247L104 248L107 250L103 249V246ZM108 244L110 246L113 245L114 247L113 246L110 247ZM99 247H101V249H103L104 251L103 250L101 251V249ZM110 248H112L111 251L109 250L111 252V254L108 251V249H110ZM130 250H132V252H130ZM201 250H205L204 254L201 253ZM107 252H108V254H107ZM206 252H208L207 255L205 254ZM86 253H88V255H86ZM105 255H107V257ZM68 259H71L72 262L69 263ZM5 260H6V262H5ZM217 263L219 264V262H217Z\"/></svg>",
    "mask_w": 264,
    "mask_h": 264
},
{
    "label": "bare ground",
    "instance_id": "2",
    "mask_svg": "<svg viewBox=\"0 0 264 264\" xmlns=\"http://www.w3.org/2000/svg\"><path fill=\"white\" fill-rule=\"evenodd\" d=\"M9 1H11V0H7V2L9 3V4H11ZM37 2H39L38 0H36ZM48 2V0H45V2ZM68 1H70V2H68ZM73 1V0H72ZM75 1V0H74ZM78 1V0H77ZM77 1H75V2H77ZM124 1V0H123ZM167 1H168V4L170 5H168L167 4ZM176 1V0H175ZM174 0H162V4L164 5V7H173V5L176 7V9L178 10V6H177V4L179 5V6H181L180 5V3L179 2H175ZM190 1V0H189ZM191 1H193V0H191ZM218 1L219 0H194V4L193 3H191V2H187L186 0H185V4H183L182 5V7L184 6H186L185 8H189V4L191 3L192 5V7H193V9L195 10V11H197V13H194V14H192V16L191 17H188V18H190L192 21H191V23H190V19H189V21L187 20V17L186 16H188V15H186L185 16V18L186 19H184V20H187V22H189V26H190V24H192V25H194V27H196V29H198L199 30V32H198V30H197V32L199 33L198 35L199 36H197L196 35V37H199V39H200V41L201 42H203V43H207V41H209L210 42V47H211V49H210V47H209V50L210 51H208V53H210V55L209 56H205V55H203L202 53L200 54V52L201 51H198V50H200L201 48H199L200 46H202V45H204V44H202V43H199L200 45L198 46V50H196L197 49V47L195 48V50H190V54L189 55H187V58L185 59V63H187V64H189V63H193V62H197V63H201L200 65L203 67V70H205L206 68L208 69V70H215L216 72H218V70L219 71H221L220 73H226V72H229L228 71V68L230 69H232L233 68V66H235V65H237L238 64V60H239V62H240V59L242 58V57H240L239 58V56H241V55H243L242 53H239V52H242L241 50H245V48H243L242 46H241V42H240V39L242 38H246V39H248V37L247 36H245V35H248V36H250L249 38L252 40V39H255L256 38V36H255V34H257L258 33V31L256 32V33H254V35L253 36H255V38H251V36H252V32L250 31V33L251 34H245V35H240V34H235V32H233L234 30H230V29H227V30H225V31H222L221 33H217L216 34V32H217V29H216V27H215V22H216V17L217 16H219L220 14H221V12H216V10L217 9H215V6H216V4H218ZM0 2L2 3V5H3V7L4 6H7L6 5V2H4V0H0ZM37 2H36V4H37ZM45 2H44V4H45ZM50 3L52 2V4L53 5H56V4H58L59 5V8H60V5H61V7L63 6H65L66 5V7L68 6L67 4L69 3V4H71L72 2H71V0H50L49 1ZM75 2L73 3V4H75ZM113 2H114V0H113ZM41 3V2H40ZM42 3H43V0H42ZM56 3V4H55ZM79 3H81V4H79ZM186 3H187V5H186ZM224 3V2H223ZM222 3V4H223ZM9 4H8V6H9ZM35 4V5H36ZM76 4H79L80 6L79 7H77V8H79L78 9V11H81L80 13H79V15L81 14V15H83L84 16V14H89V11H90V14H91V16H92V18H93V20H94V22H92L93 24H94V26H96V27H98V28H102L103 30H105L106 32H107V35L106 34H103V35H105L106 36V38L104 37L102 40H99V42L97 43V44H101L102 46H103V48H105L106 49V52L108 53H110V56L113 58V66H115L114 64H116V66H117V63L119 62L118 60V54L120 53L119 52V50H120V46H119V50L117 51V45H120V42L119 43H117V41L119 40V36H121L119 33H118V23L117 22H115V21H117V20H115V21H113V20H109L108 21V19L109 18H107V16L111 13L110 11V7H111V5H112V0H81L80 2H77ZM38 5H39V3H38ZM47 5H48V7L46 6V5H43V8H44V6H46L45 7V11H43V12H45L44 13V15H46V13H47V10L50 8L49 6H50V4L49 3H47ZM58 5H56L57 7H58ZM114 5V4H113ZM52 6V5H51ZM73 6V5H72ZM76 6H78V5H76ZM117 6V5H116ZM206 7V9H207V14H205V12H204V7ZM33 7H34V4H33ZM36 7V6H35ZM42 7V6H41ZM63 7L62 8H60V9H63ZM69 7H70V5H69ZM69 7H67L66 9H63V10H67V13H66V15L65 14H63V11H61L62 13V16L63 15H65V16H67V19L65 18V16H63V18H65L66 20H70L71 22H69V24H67L68 22H66L65 24H67L66 25V27L69 25V28H75L76 26H77V23L79 24V20H78V18L81 20V19H84V18H81V15L79 16V15H77V17L78 18H75V16L73 17V16H71V14H69ZM115 6H113V8H114ZM124 7V6H123ZM178 7V8H177ZM184 7H183V9H184ZM201 7V8H200ZM53 8L55 9V6H53ZM52 8V9H53ZM65 8V7H64ZM73 8V10H74V7H72ZM116 8V7H115ZM32 9H34V8H32ZM35 9H38V7L37 8H35ZM35 9H34V11H33V16H35V14H36V16L39 14L38 12V14L37 13H34V12H36V11H38V10H36L35 11ZM39 9H41L40 8V5H39ZM51 9V8H50ZM49 9V12H48V16H51V15H49V14H51V10ZM166 9V8H165ZM190 9V11L192 10L191 8H189ZM30 10V9H29ZM29 10H28V12H29ZM44 10V9H43ZM56 10V9H55ZM54 10V11H55ZM57 10H59L58 8H57ZM126 10V9H125ZM194 10H192V11H194ZM32 11V10H31ZM41 10H39V12H40ZM53 11V12H54ZM180 11V10H179ZM218 11V10H217ZM2 12V11H1ZM52 12V13H53ZM77 12V11H76ZM110 12V13H109ZM126 12V11H125ZM198 12H204V13H202V15L200 14V13H198ZM73 13H75V11L73 12ZM114 13V12H113ZM217 13H219V14H217ZM41 14H43L42 12H41ZM58 13H56V15H57ZM60 14V13H59ZM58 14V15H59ZM69 14V15H68ZM76 14V13H75ZM78 14V13H77ZM86 14V15H87ZM237 14V15H236ZM30 16H31V14H29ZM43 15V16H44ZM56 15H54L53 14V16H55L56 17ZM58 15H57V17H56V19L58 20ZM203 15L204 16H206V19L205 18H203ZM53 16H52V19H55V18H53ZM60 16V18H62L61 17V15H59ZM90 16V15H89ZM110 16V15H109ZM113 15H111V17H112ZM114 16H115V14H114ZM189 16H190V14H189ZM37 17H39V16H37ZM41 17V16H40ZM47 17V16H46ZM74 19H73V18ZM84 17H86V16H84ZM87 17H88V15H87ZM1 18V17H0ZM89 18V17H88ZM88 18H86L87 20H88ZM42 19H47V18H42ZM41 18H39V20H42ZM49 19V18H48ZM51 19V18H50ZM49 19V20H50ZM51 19V21H53ZM85 19V20H86ZM90 20H92L91 19V17L89 18ZM112 19H113V17H112ZM244 19L245 18H243V16L241 15V14H239L238 15V13H234L233 12V14H232V16H231V22H232V24L234 25V27H235V25H237V24H243V22H244ZM49 20H46V21H49ZM60 20V19H59ZM76 20V21H75ZM84 20V21H85ZM257 20V19H256ZM256 20H254V23H256V24H259V23H257L258 21H256ZM1 21V20H0ZM6 21V20H5ZM35 21H37V18H36V20ZM35 21H34V23H35ZM44 21V20H43ZM56 21V20H55ZM63 21V20H62ZM61 21V22H62ZM84 21H81V22H84ZM89 21V20H88ZM108 21V22H107ZM45 22V21H44ZM54 22V21H53ZM57 22V21H56ZM64 22L65 21H63V24H64ZM110 22V23H109ZM253 22V21H252ZM251 22V23H252ZM7 23V22H6ZM33 23V24H34ZM37 23H39V22H37ZM41 23L42 22H40L39 24L41 25ZM52 23V22H51ZM58 23L59 24H62V23H60L59 21H58ZM85 24H84V26L86 25V21L84 22ZM88 24H89V22H87ZM117 23V24H116ZM43 24V23H42ZM46 24H47V22H46ZM83 25V23H80V27ZM87 24V26H90V24L88 25ZM2 25H4V24H2ZM2 25L0 24V30H1V32L2 31H4L3 30V27H2ZM15 25V24H14ZM25 25V24H24ZM48 25L50 26V23H48ZM54 25V24H53ZM92 25V24H91ZM5 26V25H4ZM26 26V25H25ZM31 27H32V24L30 25ZM34 26H35V24H34ZM37 26H39V25H37ZM36 26V27H37ZM49 26H48V28H49ZM57 26V25H56ZM55 26V27H56ZM62 26V28L64 29V27H65V25L63 26V25H61ZM93 26V25H92ZM91 26V27H92ZM189 26H187L188 28H189ZM252 26L253 27H255L254 25H253V23H252ZM261 26V28H262V25H260ZM27 27V26H26ZM28 27H29V25H28ZM30 27V30L32 29ZM40 27V26H39ZM51 27H52V25H51ZM54 27V26H53ZM59 28H60V25L58 26ZM66 27H65V32L67 31V29H66ZM79 27V26H78ZM78 27H76L75 29H77ZM86 27V26H85ZM91 27H89V30H91ZM96 27L94 28V27H92L93 29H96ZM191 27H193V26H191ZM191 27H190V29H191ZM193 27V28H194ZM247 27H249L248 25H247ZM252 27V28H253ZM5 28V27H4ZM43 28V27H42ZM41 28V29H42ZM46 28H47V25H46ZM46 28H44V29H46ZM68 28V27H67ZM68 28V29H69ZM87 28L88 27H86V30H87ZM246 28V27H245ZM257 28V27H256ZM256 28H254V30L256 29ZM260 28V27H259ZM258 28V29H259ZM8 28L6 27V31H8L7 30ZM34 30H35V28H33ZM33 29H32V33H30V34H33ZM37 29V28H36ZM52 29V28H51ZM71 29V30H72ZM75 29L73 30V32H72V34H70V32H69V34L70 35H73V33H74V31H75ZM83 29V28H82ZM85 29V28H84ZM195 29V30H196ZM233 29V28H232ZM247 29H251V26H250V28H247ZM264 29V28H263ZM26 30H27V28H26ZM49 30V29H48ZM53 30V29H52ZM54 30H55V28H54ZM54 30H53V32H54ZM58 29H56V31H57ZM60 30V29H59ZM70 30V31H71ZM80 30H81V28L78 30V32H79V34L77 33L76 35H80L81 36V33H80ZM261 30V29H260ZM29 31V30H28ZM27 31V32H28ZM36 32H37V30H35ZM35 31H34V33H35ZM39 31V30H38ZM42 31H43V29H42ZM41 31V32H42ZM47 31V30H46ZM55 31V35H56V33L57 32H59V31H57L56 32ZM62 31V29L60 30V32ZM64 31V30H63ZM69 31V30H68ZM244 31H245V29H244ZM243 31V32H244ZM16 32V31H15ZM31 32V31H30ZM52 32V31H51ZM59 32V33H60ZM64 32V33H65ZM81 32H83L82 34L84 35V32H86V31H81ZM88 32V31H87ZM86 32V33H87ZM89 32H91V31H89ZM97 32V31H96ZM104 32V31H103ZM102 32V33H103ZM194 32V31H193ZM243 32H240V33H243ZM246 32V31H245ZM248 33H249V31H247ZM246 32V33H247ZM260 32V31H259ZM264 32V31H263ZM11 34L10 35H12V31L10 32ZM13 33H14V29H13ZM17 33H19V32H17ZM21 33V32H20ZM17 34L18 36L19 35H21V34H26V31L25 32H23V33H21V34ZM29 33V32H28ZM27 33V34H28ZM58 33V34H59ZM62 33V32H61ZM86 33H85V36H86ZM99 33H100V31H99ZM117 33L119 34V36L117 35ZM1 34V33H0ZM24 34V35H25ZM36 34V33H35ZM35 34H33L34 36H35ZM38 34V33H37ZM42 34V35H41ZM40 35H38L39 37H43L44 35H43V32L41 33ZM63 34V33H62ZM68 34V35H69ZM75 34V33H74ZM93 34H94V32H93ZM97 34V33H96ZM244 34V33H243ZM261 34V33H260ZM263 34V33H262ZM15 35V37H16V34H14ZM46 35H48V36H46V38L45 37H43V38H45V39H48L47 37H49L50 36V32H49V34H46ZM52 35V34H51ZM68 35H67V37H68ZM82 35V36H83ZM91 35H92V32H91ZM91 35H89L91 38H94L95 36H91ZM100 35H102V34H100ZM102 35V36H103ZM28 36V35H27ZM26 36V37H27ZM30 36V35H29ZM37 36V37H38ZM53 36H54V33H53ZM59 36V35H58ZM58 36H57V38H58ZM65 36L66 35H64V38H65ZM80 36H79V38H80ZM98 34H97V38H98ZM101 36V37H102ZM258 36V35H257ZM26 37H24L23 36V38L25 39ZM31 37V36H30ZM52 37V36H51ZM49 38V39H52V38ZM60 37V36H59ZM61 37H63V35L61 36ZM61 37H60V39H61ZM66 37V38H67ZM74 37H76V39H77V41H79L78 40V36H73V38ZM87 38H88V35L86 36ZM85 37V38H86ZM89 37V38H90ZM100 37V38H101ZM3 38H4V36H3ZM31 38H33V36L31 37ZM30 38V39H31ZM35 38V37H34ZM43 38H41L42 39V42H45L46 40L45 39H43ZM63 38V39H64ZM69 38H71L72 39V37H69ZM91 38H90V41H91ZM96 38V37H95ZM94 38V39H95ZM97 38L95 39V41L97 40ZM121 38V37H120ZM260 38H262L261 36H260ZM16 39H18V38H16ZM27 39H29V38H27ZM26 39V40H27ZM39 40H40V38H38ZM55 39V38H54ZM53 39V40H54ZM59 39V40H60ZM76 39H74L75 41H76ZM196 39V38H195ZM199 39H197L198 40V42H199ZM202 39H203V41H202ZM249 39V40H250ZM263 39V38H262ZM262 39H260V40H262ZM11 40H13L12 38H11ZM20 40V39H19ZM25 40V41H26ZM35 40H37L36 38H35ZM35 40H33V42H35ZM66 41H68L67 39H65ZM83 40H85V39H83ZM89 40V39H88ZM245 40V39H244ZM243 40V41H244ZM256 40V39H255ZM259 40V41H260ZM22 41H24V40H22ZM57 41V40H56ZM56 41H54V42H52V43H54L53 45L54 46H52L51 48L52 49H54V47L55 48H58L57 46H58V41L56 42ZM64 41V40H63ZM62 41V42H63ZM75 41H72V42H74L75 44H77ZM80 41H81V38H80ZM79 41V42H80ZM94 41V40H93ZM121 41V40H120ZM190 41V40H189ZM204 41H206V42H204ZM242 41V40H241ZM246 41V40H245ZM244 41V42H245ZM248 41V40H247ZM253 41V40H252ZM257 41H258V39H257ZM259 41H258V44H259ZM1 42V41H0ZM38 42V41H37ZM40 42V41H39ZM47 42V43H46ZM45 42V45H42V46H46V45H48V42H49V45H51L52 43L50 42V40L49 41H46ZM61 42V41H60ZM70 42H71V40H70ZM70 42L68 41V43H69V45H70ZM71 42V43H72ZM92 42V41H91ZM197 42V43H198ZM250 42V41H249ZM264 42V41H263ZM23 43V42H22ZM25 43H27L28 44V42L26 41ZM29 43H30V41H29ZM36 43V42H35ZM57 43V44H56ZM65 42H63V44H64ZM67 43V42H66ZM90 42H87V44H84V45H88ZM243 43V42H242ZM247 44H248V42H246ZM246 43H244V45L246 44ZM252 43H254V41L253 42H251V45H252ZM256 43V42H255ZM260 43H261V41H260ZM24 44V43H23ZM31 44V43H30ZM39 44H41V43H39ZM44 44V43H43ZM56 44V45H55ZM73 44V43H72ZM72 44L70 45V46H72ZM74 44V45H75ZM81 44H83L82 42H81ZM81 44H79V46H81L82 47V45ZM91 44V43H90ZM202 44V45H201ZM207 44H209V43H207ZM207 44L205 45V47L207 46ZM250 44V43H249ZM34 45H36L37 46V44H34ZM34 45H33V47H34ZM61 44H59V46H60ZM78 45V44H77ZM257 45V44H256ZM256 45H255V48H256ZM263 44L261 43V45L260 46H262ZM26 46V45H25ZM25 46H23V47H25ZM65 46H67V45H65ZM79 46H77V48H79ZM89 47L90 46H92V44L91 45H88ZM94 46V45H93ZM243 48H241V47ZM253 46L254 45H252V47H251V49H253ZM258 46V45H257ZM28 47H31L30 45H28ZM33 47H31V49H33ZM40 48H41V46H39ZM44 47H42V48H44ZM61 47V46H60ZM74 48H75V46H73ZM80 47V48H81ZM84 47H86V46H84ZM84 47H82L81 49H82V51L84 50L83 48ZM89 47H87V48H89ZM203 48H204V46H202ZM245 47H246V45H245ZM248 47L250 48V45H248ZM37 48V47H36ZM40 48H38V49H40ZM51 49L50 47H48L47 46V48L45 47V49L47 50V49ZM91 48V47H90ZM93 48V47H92ZM91 48V49H92ZM99 48H101V47H99ZM191 48H193V47H191ZM241 48V49H240ZM254 48V49H255ZM258 48H261L262 49V47H258ZM25 50H29L28 48H24ZM35 49V48H34ZM49 50V51H53V50ZM69 50H70V48H68ZM71 49H73V48H71ZM80 49V50H81ZM91 49H89L90 51H91ZM98 50V48L96 47V43H95V46H94V50ZM105 49H104V52H105ZM257 49V48H256ZM255 49V50H256ZM37 50V49H36ZM41 50V49H40ZM40 50H38V51H40ZM55 50H57V49H55ZM66 50H67V48H66ZM85 50H86V48H85ZM88 49H87V51H89ZM93 50V49H92ZM102 50V49H101ZM208 49H205V51H207ZM255 50L253 51L252 50V52L251 53H255ZM259 50V49H258ZM70 51H72L71 53H73V50H70ZM70 51H68V52H70ZM77 53H79L80 51L77 49ZM86 51V52H87ZM89 51V52H90ZM189 51V50H188ZM246 51H248V50H246ZM246 51H244V53H246ZM249 51H251V50H249ZM29 52V51H28ZM32 52H33V50H32ZM35 52V51H34ZM41 52V51H40ZM47 52H48V50H47ZM54 52V51H53ZM68 52H66L67 53V55H70L71 53H69L68 54ZM75 52V51H74ZM88 52V53H89ZM96 52V54H98L99 55V53H98V51H95ZM103 52V51H102ZM117 52H119V53H117ZM203 52V51H202ZM257 52L258 51H256V53H255V55L257 54ZM261 54H262V52H263V50L261 51H259ZM36 53V52H35ZM61 53V52H60ZM81 53H83V52H81ZM80 53V54H81ZM88 53L86 54V58H87V55H88ZM91 53H92V51H91ZM94 53V52H93ZM92 53V55H94ZM100 53H101V51H100ZM106 53V54H107ZM108 53V54H109ZM250 53V52H249ZM248 52H247V54H249ZM29 54V53H28ZM40 54V53H39ZM46 54V53H45ZM50 54H52V53H50ZM50 54L48 55V56H50ZM74 54V56H75V53H73ZM95 54V55H96ZM247 54H246V57H247V59H248V57H249V55L247 56ZM261 54H259V58H261L262 56H264V52H263V54H262V56L260 57V55ZM30 55H32L31 57H33L34 56V54H31V52H30ZM29 55V56H30ZM41 55V54H40ZM60 55L61 54H59V56H57V54H56V56H57V59H55L56 57L54 56V61L55 60H57L58 61V59H60ZM83 55H84V53H83ZM92 55H91V57H92ZM93 56V57H95L94 58V60L93 61H96V58H99V56ZM120 55H121V53H120ZM24 59L25 58H29V57H26L27 56V54L25 55L24 54ZM42 56H43V53H42ZM45 57H46V55H44ZM51 56H53V54L51 55ZM50 56V57H51ZM76 56L77 57H79L77 54H76ZM75 56V57H76ZM81 56H82V54H81ZM80 56V57H81ZM104 56V55H103ZM102 56V54H101V57H103ZM105 56H108V55H105ZM104 56V57H105ZM110 56H108V59H109V57ZM253 56H254V54L251 56L250 55V57L253 59ZM35 57H37V55H35ZM49 57V58H50ZM67 57H69V58H71V56H67ZM76 57V58H77ZM90 57V56H89ZM92 57V58H93ZM244 57V56H243ZM246 57H244L245 59H246ZM257 57V56H256ZM34 58V57H33ZM33 58H31V59H33ZM42 58V57H41ZM44 58V57H43ZM48 58V59H49ZM73 58V57H72ZM82 58H83V56H82ZM85 58V59H86ZM91 58V59H92ZM122 58V57H121ZM121 58H120V60H121ZM207 58V59H206ZM254 58H255V56H254ZM259 58H256L254 61H256L257 59L259 60ZM50 59H53V58H50ZM89 59V58H88ZM88 59H86V60H88ZM104 59H106V57L105 58H102V61L104 60ZM111 59V58H110ZM262 59V58H261ZM26 60V59H25ZM36 59H34L33 61H35ZM37 60H38V57H37ZM45 59H43V61H44ZM66 60H68V61H70L69 59H66ZM78 60V59H77ZM90 60V59H89ZM88 60V63L90 62V64H89V66L91 65V60L89 61ZM99 60H101V59H99ZM98 59H97V61H99ZM264 60V59H263ZM263 60H261L262 61V64H264L263 62ZM32 61V60H31ZM47 61V60H46ZM49 61V60H48ZM47 61V62H48ZM52 61V60H51ZM101 61V62H102ZM105 61V60H104ZM29 62V61H28ZM45 62V61H44ZM47 62H45L44 64H47ZM100 62V61H99ZM99 62H97V63H99ZM107 62L108 61H106V63L105 64H103L104 66L103 67H105L106 66V64H107ZM122 62V61H121ZM242 62V61H241ZM243 62H244V60H243ZM249 62V61H248ZM250 62H252L251 61V59H250ZM249 62V63H250ZM69 63H72V61H70ZM88 63H87V65H88ZM94 63H96V62H94ZM96 63V64H97ZM109 63H110V60H109ZM120 63V62H119ZM255 63V62H254ZM32 64V63H31ZM122 64H123V62H122ZM240 64V63H239ZM242 64V63H241ZM256 64V63H255ZM258 64H260V62L258 61ZM258 64H256V65H258ZM53 64H51V66H52ZM57 65V64H56ZM83 65V64H82ZM82 65H81V67H82ZM112 65H110L109 66V64H108V66L110 67V68H112L113 66ZM120 66H121V64H119ZM124 65V64H123ZM123 65H122V67H123ZM244 63H243V67H244ZM250 65V64H249ZM45 66V65H44ZM55 66V65H54ZM54 66H52V67H54ZM88 66V68L90 69V68H94L93 67V62H92V66L91 67H89ZM94 66H96L95 64H94ZM200 66V67H201ZM238 66V65H237ZM253 66H255L254 64H253ZM259 66V65H258ZM23 67V66H22ZM25 67V66H24ZM42 67H43V64H42ZM101 67H102V63H101ZM100 67V64H99V66H98V68H101ZM119 67V66H118ZM162 67H164V66H162ZM161 67V68H162ZM170 67V66H169ZM168 67V68H169ZM200 67H199V69H200ZM241 67V66H240ZM239 67V70L241 69L242 70V67L240 68ZM247 67H248V65H247ZM251 67V65L249 66V68ZM257 67V66H256ZM262 67V68H261ZM260 68L261 69H264L263 68V66H261ZM45 68V67H44ZM55 69L56 68H58V66L56 67H54ZM79 68H80V66H79ZM83 68V67H82ZM106 68V67H105ZM105 68H103V69H105ZM110 68H109V70H110ZM114 68V67H113ZM245 69H246V66L244 67ZM244 68H243V70H244ZM255 68V67H254ZM40 69H41V67H40ZM43 69V68H42ZM45 69H47V68H45ZM55 69H54V71H55ZM88 69V70H89ZM91 69V70H92ZM97 69V66L95 67V70ZM102 69V68H101ZM101 69H100V71H101ZM117 68L115 67L114 68V70H112V71H114V73H117L118 71L116 70ZM119 70L120 69H123V68H121V67H119L118 68ZM230 69V70H231ZM235 69V68H234ZM248 69V68H247ZM259 69V68H258ZM18 70H20V69H18ZM52 70V69H51ZM84 70V69H83ZM97 70H99V69H97ZM108 69L106 68L105 69V71H107ZM227 70V71H226ZM239 70L238 71H236V72H239ZM249 70V69H248ZM15 72H16V70H14ZM23 71V70H22ZM43 71H44V69H43ZM42 71V72H43ZM50 71V70H49ZM61 71V70H60ZM94 71V70H93ZM93 71H91V72H93ZM117 71V72H116ZM121 71H123V70H121ZM199 71H201V70H199ZM207 70H205V71H203V72H200V73H204V72H206ZM226 71V72H225ZM232 71H234L233 69H232ZM247 71V70H246ZM245 71V72H246ZM251 71H252V69H251ZM250 70H249V72L248 73H250L251 72ZM254 72H255V70H253ZM258 71V73H262V71L263 70H261V72H260V70H257ZM45 72V71H44ZM47 72H48V69H47ZM53 71H51V73H52ZM63 72V71H62ZM84 73L86 72V69H85V71H83ZM89 73H90V71H88ZM87 72V73H88ZM95 72V71H94ZM101 72H103L104 73V70H102ZM109 72V74H110V72L111 71H108ZM209 72V71H208ZM207 72V73H208ZM12 73V72H11ZM10 73V74H11ZM23 73V72H22ZM21 73V74H22ZM51 73H49V75L48 76H50V74ZM54 73V72H53ZM53 73H52V75H53ZM57 73V72H56ZM55 73V74H56ZM58 73H59V71H58ZM57 73V74H58ZM82 73V72H81ZM98 73V72H97ZM119 73V72H118ZM117 73V74H118ZM122 73V72H121ZM207 73H206V76H209V75H207ZM230 73V75H231V72H229ZM232 73H234V72H232ZM242 73V72H241ZM240 73V74H241ZM13 74V73H12ZM11 74V75H12ZM15 74V73H14ZM18 74H19V72H18ZM17 74V72H16V74L15 75H18ZM25 74V73H24ZM60 74H63V73H60ZM92 74V73H91ZM98 74H100V72L98 73ZM107 74V72L105 73V76H109V75H106ZM209 74H211L210 72H209ZM213 74V73H212ZM239 73H238V77H239V75H240ZM245 74V73H244ZM254 74V73H253ZM263 74V73H262ZM14 75V76H15ZM26 75V74H25ZM44 75H45V73H44ZM89 75V74H88ZM95 75V74H94ZM100 75H103V74H100ZM100 75H98V78H96L95 76V78L96 79H91V77H90V79H88V83L91 81V80H97V79H100L99 77H100ZM119 75H122V74H119ZM205 75V74H204ZM233 75V74H232ZM248 75V74H247ZM246 74H245V78L244 79H246V76H247ZM251 75V74H250ZM257 75V74H256ZM10 76V75H9ZM8 75L6 76L5 74L3 75H0V80H2L3 79V81H4V79H8V80H6V82H2L0 85H2V89H4L5 91H3L2 93H3V96H4V104H3V102H2V105H4L3 106V109H6V107H7V103L6 102H8L9 100L8 99H10V101H11V92L13 93V91H10V89H11V86H12V82H11V77H9ZM13 76V77H14ZM55 76V75H54ZM62 76V75H61ZM83 76H85V74L83 75ZM90 76V75H89ZM92 76V75H91ZM113 76H115V75H113ZM118 76V75H117ZM117 76L116 77H114V81H116V78H117ZM123 76V75H122ZM206 76H204V77H206ZM221 76V75H220ZM236 76V75H235ZM241 76V75H240ZM253 76V75H252ZM251 76V77H252ZM255 76V75H254ZM259 76V75H258ZM21 77H22V75H21ZM23 77H25L24 75H23ZM56 77V76H55ZM57 77H59L60 78V75L59 76H57ZM88 77V76H87ZM87 77H85V78H87ZM102 77V76H101ZM110 77V76H109ZM120 77V79H122L121 78V76H119ZM236 78V79H240V78ZM244 77V76H243ZM17 78V77H16ZM20 78V77H19ZM42 78H45V77H42ZM51 78V77H50ZM85 78H84V80H81L82 81V83H83V81H85ZM89 78V77H88ZM92 78H93V76H92ZM105 78V77H104ZM164 78H167V77H164ZM163 78V79H164ZM169 78V77H168ZM213 78V77H212ZM214 78H215V76H214ZM232 78H234V76L232 77ZM231 77H230V79H232ZM242 78V77H241ZM248 78H250L249 76H248ZM254 78V77H253ZM259 78V77H258ZM260 78H261V76H260ZM15 79V78H14ZM13 79V80H14ZM52 79H55V78H51V80ZM75 79H76V76H75ZM81 79V78H80ZM80 79H78L77 81H79V82H81L80 81ZM106 79V78H105ZM105 79H104V81L102 82V80H103V78H101V80H100V82H102V83H100L98 80V82L99 83H97V84H99V91H101L100 93H102L100 96L102 97V100L103 101H107V100H112V99H115L114 97H116L117 95H118V92L120 93L121 91H119V88L121 87H119V85L122 83V81L123 80H121V83H116V82H110L111 81V79L112 78H109L110 79V81H109V79H108V77H107V79H108V81H105ZM119 79V80H120ZM163 79H161V80H163ZM225 79H226V77H225ZM20 80H21V78H20ZM19 80V82H20V89H19V92L17 93V95H15V96H17V101H15V102H17V107H16V110H18L19 111V102H18V100H20V99H22L25 103H26V101L31 97V95H33V93L32 94H29V92H24V90H28L29 89V86H30V84H31V90L33 91V82L31 81V79H29V78H24V79H22L21 81ZM56 80V79H55ZM241 80V79H240ZM253 80V79H252ZM16 81V80H15ZM28 81H30V82H28ZM113 81V80H112ZM118 81V80H117ZM164 81V80H163ZM162 81V82H163ZM170 81V80H169ZM243 81V80H242ZM255 81L256 80H254V83H255ZM258 82H259V80H257ZM256 81V82H257ZM18 82V83H19ZM25 82V83H24ZM57 82V81H56ZM55 82V83H56ZM91 82H93V81H91ZM91 82H90V84H91ZM165 82V81H164ZM245 82V81H244ZM246 82H247V79H246ZM245 82V83H246ZM59 83V82H58ZM65 83V85H66V83H68V82H64L63 81V83L61 82V84H64ZM94 83V82H93ZM93 83H92V85H93ZM115 83V84H114ZM144 83V82H143ZM149 83V82H148ZM153 83V82H152ZM22 84H23V86H22ZM60 84V85H61ZM80 84V83H79ZM150 84H151V82H150ZM155 84V83H154ZM164 84V83H163ZM211 84V83H210ZM241 84H243L242 85V87L244 86V87H247V86H245L244 85V83H240V85ZM54 85V84H53ZM68 85V84H67ZM66 85V86H67ZM83 85V84H82ZM86 85H87V83H86ZM96 85V84H95ZM122 85V84H121ZM145 85H146V83H145ZM148 85V84H147ZM258 85V84H257ZM260 85V84H259ZM64 86V85H63ZM66 86L65 87H63V89H65L66 88ZM69 87H70V85H68ZM84 86V85H83ZM94 86V85H93ZM149 86V85H148ZM152 86V85H151ZM262 86L263 85H261V88H262ZM24 87V89H22ZM61 87H62V85H61ZM69 87H67V89L69 88ZM72 87L73 88H75L74 89V91L77 89V91L79 90V91H81L80 89L81 88H79V87H77L76 88V85H75V87L72 85ZM71 87V88H72ZM81 87V86H80ZM84 87H86V86H84ZM88 87V86H87ZM89 87H90V85H89ZM96 87V86H95ZM94 87V88H95ZM153 87V86H152ZM240 87V92H241V86H239ZM254 87H256L255 85H254ZM26 88V89H25ZM28 88V89H27ZM52 88H55V87H52ZM122 88V87H121ZM149 88V87H148ZM250 88V87H249ZM248 88V90H250ZM260 88V87H259ZM258 88V89H259ZM88 89V88H87ZM91 89H93V87H91ZM95 89H97V87L95 88ZM97 89V90H98ZM253 89V88H252ZM49 90V89H48ZM53 90V89H52ZM58 90H59V88H58ZM72 90V89H71ZM96 90V91H97ZM121 90V89H120ZM64 91H66V90H64ZM63 91V92H64ZM76 91V92H77ZM86 91V93H88L89 91H91V90H89L88 92H87V90H85ZM85 91H84V89L82 88V95H83V92H84V95L86 96L87 94L85 93ZM94 91V90H93ZM243 91H245V90H242V92ZM264 91V90H263ZM49 92V91H48ZM50 92H51V89H50ZM68 92V91H67ZM72 92H73V90H72ZM104 92V93H103ZM240 92H239V94H240ZM248 92V91H247ZM255 92V91H254ZM52 93V92H51ZM50 93V94H51ZM53 93H54V91H53ZM56 93H57V91H56ZM74 93V92H73ZM91 93V92H90ZM90 93H89V95H90ZM94 93V92H93ZM98 93V92H97ZM261 93V92H260ZM58 94V93H57ZM56 94V95H57ZM65 94V93H64ZM77 94V98L79 99L80 97H82V95L81 96H79L78 97V94H80L79 92L78 93H76ZM76 94H73V96L74 95H76ZM99 94V93H98ZM98 94H97V96H98ZM254 94V93H253ZM252 94V95H253ZM264 94V93H263ZM56 95L54 94V96L53 97H56ZM95 95V94H94ZM121 95V94H120ZM173 95V94H172ZM241 95V94H240ZM244 95H245V93H244ZM249 95H250V93H249ZM3 96H2V99H3ZM14 96V95H13ZM58 96V95H57ZM70 96V98L72 97L73 98V100L75 101V102H78L77 100H75L74 99V97L72 96V94L71 95H69ZM85 96H83V97H85ZM109 96H111V98L109 97ZM258 96H260V95H258ZM82 97V98H83ZM87 97H88V95H87ZM93 97V95L91 94V96H89V98H91V99H93L92 98ZM101 97H98V98H101ZM121 97V96H120ZM120 97L118 96L117 98H119L120 99ZM72 98L70 99V100H72ZM2 99H0V100H2ZM14 99V98H13ZM55 99V98H54ZM54 99L52 98V97H49L48 99H47V101H46V105H48L47 107L48 108H51L53 111H51V110H49V111H51V112H53V114L54 113H56L55 114V118H56V116L58 115L59 116V114L60 113H58L57 114V112H54V109H55V107L57 106V104L58 103H56V101H55V103H56V106H55V103H54ZM81 99V98H80ZM84 99L85 98H83V99H81V101L83 100V103L80 105V106H83V108H85V106H87V105H85L84 106ZM90 99V100H91ZM169 99V98H168ZM97 100V97H96V99L94 100V101H96ZM117 100V99H116ZM167 100V99H166ZM170 100V99H169ZM167 101V102H171V101ZM3 101V100H2ZM68 101V100H67ZM80 101V100H79ZM101 101V99L99 100V102ZM176 101V103L177 104H179V100H175ZM12 102H14L13 100H12ZM11 102V103H12ZM14 102V103H15ZM73 101H71L70 103H72ZM74 102V103H75ZM85 102H88V105H90L89 104V99L87 100V101H85ZM117 103H118V101H116ZM115 101H113V104H115L116 103ZM186 102V101H185ZM193 102V101H192ZM6 103V104H5ZM70 103H69V105L67 106L68 108H70L69 106H70ZM79 103V102H78ZM93 102H91V104H92ZM95 103H97V102H95ZM109 103V102H108ZM1 104V103H0ZM8 104H9V102H8ZM13 104V103H12ZM73 104V103H72ZM75 104H77V103H75ZM86 104V103H85ZM98 104V103H97ZM103 104H105V105H103ZM102 105L104 106V107H106V104L107 103H103ZM110 104H111V102H110ZM110 104H108V105H110ZM113 104H112V106H113ZM168 104H170V103H168ZM177 104H176V106H177ZM189 104V103H188ZM188 104H186V105H182V104H179L177 107L178 108H181L178 112H176L177 110L175 109V108H177V107H175L174 108V106H173V108L172 109H174V110H171L172 112L174 111V113H173V118H171L170 120H164L163 122H164V124H166V125H164V126H167L168 128H169V133H168V135H162V136H159V137H157L155 140H157V141H151V143L152 142H154L155 143V145L156 146H161V145H163L162 147H164V145L165 144H168L169 143V141H170V143H171V141L174 143H186V145H191V147L192 148H195V149H197L198 150V148L200 149V152H204L206 149H207V147H209V146H213L214 144V146L215 147H220L221 145H223V146H225V147H227V146H233L235 149H234V151H236V148L238 149V150H241V152L243 153V155L245 156V151L246 150H248L247 152H249V150L251 151V150H255V151H257L258 153H259V155L260 154H262L263 156H264V153H263V149H261V148H259V150H257V149H253L252 147H251V145H253V144H255L256 142H258V140H259V138L257 139V137H258V135H256L254 132H252L253 131V128L251 127V126H247L246 124V127L245 126H242L241 127V125H239L236 121H234V122H232L231 121V119L229 118V117H227L226 116V118H228V120L226 121V119L224 118L223 120H221L223 117H225V116H220L221 115V113H218L219 111H218V109L216 110V109H213V110H209L208 108H205L204 106L205 105H203V108H201L203 111V114H200V115H198V111H197V109H194V107L193 106H188ZM261 104V103H260ZM60 105V104H59ZM58 105V106H59ZM63 105V104H62ZM74 105V104H73ZM94 105V107H95V105L96 104H93ZM93 105H91L90 107H93ZM99 105H100V103H99ZM102 105H101V107H102ZM117 105V104H116ZM115 105V106H116ZM134 105L136 106V103L134 102ZM194 105V104H193ZM261 105H264V104H261ZM6 106V107H5ZM9 107L8 108H10V104L8 105ZM36 106V105H35ZM77 106V105H76ZM76 106H73V107H76ZM79 106V105H78ZM115 106H113V107H115ZM118 106V105H117ZM116 106V107H117ZM123 106V105H122ZM121 106V110H123L122 107ZM134 106V107H135ZM164 106V105H163ZM171 106V107H172ZM250 106V105H249ZM257 106V105H256ZM260 106V105H259ZM258 106V107H259ZM5 107V108H4ZM46 107V108H47ZM63 107V106H62ZM72 107V106H71ZM94 107H93V109H91L92 111H89L88 112V110H87V112H88V114H91V112L93 113V110H94ZM97 107V106H96ZM100 107V108H101ZM108 107V106H107ZM106 107V108H107ZM166 107H169L168 105H166ZM245 107V108H244ZM241 110H242V112L244 113V116H248L250 119H251V122H252V117L255 115V114H257V113H259V109H260V107L259 108H254V106L252 105V107L254 108H252V109H248V108H246L247 106H244ZM262 107V106H261ZM2 108V107H1ZM54 108V109H53ZM60 108H61V105H60V107H59V110H60ZM66 108V107H65ZM64 108V109H65ZM82 108V109H83ZM177 108V109H178ZM251 108V107H250ZM3 109H0V110H3ZM26 109V108H25ZM64 109H63V111H64ZM96 109V108H95ZM102 109V108H101ZM103 109H105V108H103ZM103 109H102V116H103V114H104V111H103ZM108 109V108H107ZM112 109V108H111ZM134 108L132 107V105L129 107V110H131V111H133V113L135 112L134 110H133ZM167 109V108H166ZM166 109H164L165 111H166ZM168 109H170V107L168 108ZM13 110V109H12ZM28 110V109H27ZM26 110V111H27ZM57 110H58V108H57ZM84 110V109H83ZM106 110V109H105ZM112 110H114V109H112ZM116 110V109H115ZM118 111H119V109H117ZM117 110H116V112H117ZM137 110H139V109H137ZM136 110V111H137ZM163 110V111H164ZM5 111V110H4ZM3 111V112H4ZM6 111H8L7 109H6ZM11 111V110H10ZM56 111V110H55ZM61 111H62V108H61ZM65 111H66V109H65ZM64 111V112H65ZM68 111V110H67ZM70 111V110H69ZM69 111H68V114H69ZM96 111H98V112H101V110H96ZM168 111V110H167ZM9 112V111H8ZM50 112V113H51ZM60 112V111H59ZM63 112V114L62 115H64V114H67L66 112L64 113ZM71 112H73V111H71ZM85 112V111H84ZM87 112H86V114H87ZM98 112H94V113H98ZM106 113H108V115H109V111L107 112V110L105 111ZM120 112H122V111H120ZM153 112H154V110H153ZM196 112V114H194ZM2 113V112H1ZM0 113V115H2ZM5 114H6V116L8 115V113L7 112H5ZM5 114H3L4 115V119H3V117L1 118V116H0V121L2 120V121H5V123H6V120H5V118H6V116H5ZM18 114V113H17ZM52 114V113H51ZM88 114H87V117L89 118V116H88ZM121 114H123V113H121ZM135 114V113H134ZM61 115V114H60ZM71 115V114H70ZM96 115H98V114H96ZM118 115H120V114H116L115 113V116L117 117V118H120V116H118ZM57 116V117H58ZM72 116H75L74 114L72 115ZM94 116V115H93ZM101 116V119L103 118ZM202 116H204V117H202ZM53 117H54V115H53ZM61 117V116H60ZM63 117V119L65 118V117H67V116H62ZM70 117V116H69ZM91 117V116H90ZM95 118L97 117V116H94ZM94 117H92V118H94ZM99 117L100 116H98V120L100 121L101 119H99ZM165 117V116H164ZM164 117H163V119H164ZM219 117V118H218ZM262 117H264V116H262ZM54 118V119H55ZM59 118V117H58ZM87 118V119H88ZM108 118V117H107ZM167 118H168V116H167ZM166 118V119H167ZM215 118V119H214ZM7 119V118H6ZM61 119V118H60ZM70 119H72L71 117H70ZM75 119H77V118H75ZM79 119V118H78ZM84 119V118H83ZM106 119V118H105ZM104 118L102 119V120H104V122H107V119L105 120ZM169 119V118H168ZM264 119V118H263ZM79 120H81L82 121V119H79ZM98 120H97V122H96V120L94 119V124H95V122L98 124V123H100L101 125L102 124H108L109 125V123H101V121L100 122H98ZM108 120H110L109 118H108ZM7 121H8V119H7ZM70 121V120H69ZM76 121H78V120H76ZM75 121V122H76ZM88 121L90 122V120L88 119ZM92 121V120H91ZM112 121V120H111ZM111 121H110V124H111ZM120 121V120H119ZM212 121H214V122H216L215 123V125L212 123V125H211V122ZM249 121V120H248ZM60 122V121H59ZM64 122H65V120H64ZM71 122V121H70ZM74 122V121H73ZM83 122H84V120H83ZM239 122V121H238ZM1 123V122H0ZM56 123H57V121H56ZM78 123V122H77ZM80 121H79V125H80ZM84 123H87V122H84ZM84 123H82V125L81 126H83V124ZM117 123V122H116ZM155 123V122H154ZM240 123H242V122H240ZM7 124V123H6ZM5 124V126H7ZM72 124V123H71ZM76 124V123H75ZM77 124V125H78ZM90 124V123H89ZM88 123L85 125V126H88L89 125ZM250 124V123H249ZM248 124V125H249ZM1 125V124H0ZM108 125H105V128H106V126H108ZM112 125L113 126H111V127H113V129H117L118 127H117V125H116V127L117 128H114V126H115V123L113 124L112 123ZM214 125V126H213ZM4 126V127H5ZM74 126V125H73ZM188 126H191V128L188 130L187 129V127ZM76 127V126H75ZM79 128H80V126H78ZM89 127V126H88ZM91 127V126H90ZM93 127V126H92ZM103 127V126H102ZM101 127V128H102ZM109 128V126H108V128H106L107 130H109V132L110 131H112V130H110V129H112V128ZM166 127V128H167ZM1 128H3L2 126H1ZM82 128V127H81ZM84 128V127H83ZM94 128V127H93ZM95 128H96V126H95ZM98 128H100V127H98ZM97 128V129H98ZM104 127L102 128L103 130L105 129ZM121 128V127H120ZM4 129V128H3ZM3 129H2V132H1V129H0V135H1V133L3 134ZM6 129H7V127H6ZM72 129H74V127L72 128ZM76 130H77V128H75ZM219 129L220 130H232V133L230 134V133H226L227 135L228 134H230V135H228V137H226L225 138V140L224 141H221L219 138H218V134L220 135V131H219ZM83 131V133L81 132V129H79V131L81 132V138L83 137L82 135L84 134V131H85V129H82ZM101 130V129H100ZM100 130H98V131H100ZM107 130H105L106 132H107ZM8 131V130H7ZM73 131H75V130H72L71 132V134H73ZM86 131H88L87 130V127H86ZM95 131H96V129H95ZM95 131L93 132V129H92V132L94 133V136L96 137V134L99 136L100 134H102V133H100V132H102V131H100L99 133L100 134H98V131L96 132V134H95ZM117 132H115V134H118V129L116 130ZM151 132L153 131V130H150ZM156 131V130H155ZM79 132V133H80ZM120 132V131H119ZM164 132V131H163ZM223 131H221V133H222ZM4 133H5V131H4ZM78 133V132H77ZM88 133V132H87ZM92 133V134H93ZM154 133H156V132H154ZM224 133V132H223ZM5 134H7V133H5ZM5 134H3V137L4 138H2V139H7V141H8V138H6L5 136H7V135H5ZM8 134H10V133H8ZM91 134V135H92ZM103 134H105V132L103 131ZM149 134V133H148ZM225 134V135H226ZM259 134V133H258ZM75 135H76V133H75ZM79 135V134H78ZM88 135H90V133H88ZM106 135V134H105ZM112 135H113V132H112ZM111 134H110V136H112ZM118 135H121V132H120V134H118ZM158 135H159V133H158ZM160 135H161V133H160ZM261 135V134H260ZM67 136H68V134H67ZM72 136H74V135H72ZM72 136H70V138L72 137ZM156 136H157V134H156ZM223 136V135H222ZM65 137V136H64ZM76 137V136H75ZM85 137L87 138V136H86V134H85ZM91 137V136H90ZM90 137H88V139L90 138ZM103 137H105L104 138V141H106L107 139H108V136H107V139H106V136H103ZM102 137V138H103ZM113 137H115V135H113ZM116 137H119V136H117L116 135ZM79 139H81L80 138V136L78 137ZM84 138V137H83ZM101 137H99V138H97V139H100ZM101 138V140H103ZM109 138H111V137H109ZM2 139H0L1 141H0V144H2V143H4V142H6L5 140H2ZM73 139V138H72ZM78 139V140H79ZM91 139V141L90 142H92V144L94 143V141H92V138H90ZM95 140H96V138H94ZM106 139V140H105ZM114 139V138H113ZM112 138H111V141H113L114 143L117 141V140H119V138L116 140V141H114ZM167 139V140H166ZM166 140V141H165ZM2 141H4V142H2ZM72 141H75V140H72ZM77 141V140H76ZM84 140H82V142H83ZM86 142H87V144H88V142L89 141H87V140H85ZM85 141L83 142V143H85ZM109 141V140H108ZM150 141H148V142H150ZM78 142H80V141H78ZM96 143V142H95ZM97 143H98V141H97ZM104 143V142H103ZM113 143V144H114ZM117 143V142H116ZM115 143V144H116ZM8 145H9V143H7ZM87 144L85 143L84 145H86L87 146ZM100 144V143H99ZM99 144H97V145H99ZM102 144V143H101ZM4 145V144H3ZM78 145V144H77ZM91 145V143L88 145V146H90ZM97 145H96V147H97ZM104 145V144H103ZM146 145V144H145ZM148 145H150L149 143H148ZM227 145V146H226ZM1 146V145H0ZM12 146V144H10L9 145V147H11ZM76 146V145H75ZM87 146V147H88ZM113 146H115V145H113ZM155 146V147H156ZM183 146V145H182ZM5 147V146H4ZM4 147H2L3 149H4ZM82 147L84 148V146L82 145L81 146V148L79 147V150H81V154H85L86 153V151H84L85 149H83V151H82ZM87 147H85V148H87ZM90 147H92V148H90V150H92V149H94V147H93V145H91ZM100 147H102L101 145H99V147H97V148H99L100 149ZM106 147V146H105ZM116 147H117V144H116ZM149 147H151V146H149ZM153 147H154V144H153ZM190 147V146H189ZM224 147V150L226 149ZM12 148V147H11ZM73 148H74V146H73ZM89 148V147H88ZM103 148V147H102ZM115 148V147H114ZM119 148V147H118ZM143 148V147H142ZM156 148H158V147H156ZM177 148V147H176ZM179 148V147H178ZM186 148V147H185ZM212 148L213 147H211V150H212ZM2 149V150H3ZM146 149H147V147H146ZM155 149V148H154ZM182 149V148H181ZM215 149V148H214ZM229 149V148H228ZM228 149L226 150V151H228ZM231 149V148H230ZM229 149V150H230ZM5 150V149H4ZM10 150V148H8V151ZM75 150V149H74ZM95 150V149H94ZM94 150H92V151H94ZM102 150V149H101ZM104 150H106V149H104ZM103 150V151H104ZM113 150V152L115 153L116 151L114 150V149H112ZM117 150V149H116ZM158 150V149H157ZM156 150V151H157ZM186 150H188V149H185V151ZM231 150H233V149H231ZM76 151V150H75ZM96 151V150H95ZM119 151V152H118ZM117 151V155H118V153H121L120 152V150H118ZM151 151H152V153L154 152V150H152V147H151V149L150 148H148L147 149V151L145 150V155H146V153L148 154L147 156H146V158H144V157H139V159L138 158H136V159H134L135 160V162H139V163H135L136 165H134L135 166V172H136V176H135V179L136 178H138V180L140 181L139 183H142L141 185L143 186H145V187H148V185H154L153 187H156V186H160V185H163V181L165 180V176H164V174L166 175L167 173H165V172H161V173H158L159 172V170H161V169H159L158 170V172H156V174H152V172L154 171V169H158V168H155L154 166H153V163L155 162V159L153 160L154 162L152 163V157L153 158H156L157 156H160V155H158L157 154V156H156V152H155V154H152L151 155ZM191 151H193V150H191ZM208 151H210V150H208ZM225 151V152H226ZM2 152V151H1ZM68 152V151H67ZM66 152V153H67ZM70 152V151H69ZM88 152H89V149H88ZM96 152H98L99 153V151H96ZM101 153H104V152H102V151H100ZM159 152V151H158ZM176 152H179V155L178 156H180V155H183L182 153H183V151L181 150V154H180V149H179V151H177L176 150ZM190 152V151H189ZM212 152V151H211ZM217 152H219L218 150H216V152H213V153H215V155L217 154ZM237 152H240V151H237ZM73 152H72V149H71V154H72ZM76 153V152H75ZM78 153H80L79 151H78V149H77V154ZM89 153H91V151L89 152ZM97 153V154H98ZM106 153H107V150H106ZM111 153V152H110ZM109 153V154H110ZM172 154H174L175 153V151L174 152H171ZM186 153H188V152H186ZM196 153V152H195ZM194 153V154H195ZM199 153V152H198ZM250 153H254V152H250ZM81 154H80V157L79 158H83V157H81ZM84 154L82 155V156H84ZM88 154V153H87ZM91 154H93V156L91 155ZM91 154H89V155H91V157H94V153H91ZM170 154V153H169ZM178 154V153H177ZM176 154V155H177ZM184 154H185V152H184ZM189 154H193V153H189ZM188 154V155H189ZM209 154H210V152H209ZM231 154V153H230ZM255 154V153H254ZM8 155V154H7ZM66 155V154H65ZM99 155V154H98ZM104 155V154H103ZM103 155H102V157H103ZM105 155H107V161L109 160V156L110 155H112V154H110L109 156H108V153L107 154H105ZM104 155V156H105ZM115 155L116 154H114V156H113V158H115ZM122 155V154H121ZM120 155V156H121ZM143 155V154H142ZM211 155V154H210ZM214 154H212V156H213ZM235 155V154H234ZM68 156V155H67ZM70 156H72V155H70ZM78 156H79V154H78ZM144 156V155H143ZM152 156V157H151ZM168 156V155H167ZM212 156H211V158H212ZM257 156V155H256ZM69 157V156H68ZM77 157V156H76ZM76 157H74V159L76 158ZM86 157H87V159H88V156L86 155ZM90 157V159L93 161V158H91ZM95 157H97V156H95ZM94 157V158H95ZM118 157L119 156H117L116 157V159H118ZM126 157V156H125ZM132 157V156H131ZM161 157V156H160ZM164 157V156H163ZM162 157V158H163ZM218 157H220V156H218ZM226 157H228V156H226ZM233 157H235V156H232V155H229V159L231 160V161H229V162H234L235 161V159L233 158ZM243 157V156H242ZM65 158V159H64ZM63 158V160L62 161H64V160H67V162L68 161H71L70 159L68 160V158L67 157H64ZM78 158V157H77ZM78 158V159H79ZM99 159H102V158H100V155H99V157H98ZM110 158H112V157H110ZM162 158H160V159H162ZM214 158V157H213ZM244 158H246V157H244ZM72 159V158H71ZM77 159V161H82L83 159H86L85 157L83 158V159H79L78 160ZM88 160L89 162H91V160ZM97 159V158H96ZM104 159H105V157H104ZM103 159V160H104ZM122 159V158H121ZM130 159H133V158H130ZM157 159V158H156ZM214 159H216V157L214 158ZM264 159V158H263ZM115 159H111V163L114 161ZM119 161H120V163H121V160H120V158L118 159ZM118 160H116V162L114 161V163H116V166L119 164L118 163ZM129 160V159H128ZM205 160V159H204ZM204 160H203V162H204ZM217 160V159H216ZM245 160V159H244ZM261 160V159H260ZM84 161H86V160H84ZM107 161L105 160V162L104 163H107ZM124 161V160H123ZM163 161H164V158H163ZM167 161V160H166ZM219 161V160H218ZM221 161V160H220ZM67 162H64V163H66V164H69V163H67ZM73 162V161H72ZM88 162V163H89ZM129 162H131V161H129ZM157 162V161H156ZM185 162V161H184ZM248 162V161H247ZM263 162V161H262ZM61 163H63V162H61ZM94 163H98V160H97V162H91V163H89V164H94ZM99 163H100V161H99ZM104 163L102 164L103 166H104ZM110 163V164H111ZM132 163V162H131ZM142 163L144 164V165H142ZM159 163L161 164L162 162H160L159 161ZM159 163H158V166L157 167H161V166H159ZM179 163V161H176V162H173L172 163V166L173 167H175L174 168V170H175V177H174V182L175 183H177L179 186H181V188H183V189H185L184 191H192L193 189H191V182H189V183H187L186 182V177H187V175H186V173L188 172L189 173V171L186 169L185 170V172H184V170H182V169H184V168H182L181 166H177V164ZM182 163V162H181ZM200 163V162H199ZM211 163V162H210ZM215 163V162H214ZM218 163V162H217ZM220 163V162H219ZM72 164V163H71ZM76 164H79V163H76L75 162V164H74V162H73V166L74 165H76ZM85 164H87V163H82V166L83 165H85ZM108 164V163H107ZM107 164H106V166H107ZM139 164V165H138ZM162 164H165V163H162ZM161 164V165H162ZM175 164H176V166H175ZM205 164V163H204ZM208 164V163H207ZM207 164H205V165H207ZM216 164V163H215ZM228 164V163H227ZM249 165H247L248 167H250V163H248ZM62 165V167H63V164H61ZM61 165H60V167H61ZM112 165L114 166V164L112 163ZM141 165V166H140ZM178 165H180V163L178 164ZM188 165V164H187ZM195 165H198V163L197 164H195ZM200 165H201V163H200ZM205 165L203 166V165H201V166H199L198 165V167H205ZM228 165H231V164H228ZM228 165H226L225 164V166L227 167ZM253 165V164H252ZM65 166H67V165H65ZM73 166H71V168L73 167ZM82 166H80V169H81V167ZM86 166V165H85ZM89 166H92V165H89ZM88 165H87V167L88 168H91V170H92V168L93 167H89ZM97 166H100L99 164L97 165ZM97 166H95V164H94V168L96 169L97 168ZM103 166H100L101 167V169H102V167ZM108 166H111V165H108ZM133 166V167H134ZM214 166V165H213ZM212 165H210L209 167H207L208 169H210V170H212V167H213ZM68 168L70 167L69 165L67 166ZM78 168H79V166H77ZM99 167V168H100ZM162 167H166V165H162ZM184 167V166H183ZM196 167V166H195ZM197 167V168H198ZM230 167H233V166H230ZM74 168H76V167H74ZM73 168V169H74ZM78 168H77V174H78ZM84 168H86V167H84ZM83 168V169H84ZM109 168V167H108ZM108 168H106V169H108ZM110 168H114V167H110ZM201 168V169H202ZM65 169H66V167H65ZM64 169V170H65ZM73 169H72V171H73ZM131 169H132V167H131ZM163 169H165V168H163ZM207 169V170H208ZM55 171H56V169H54ZM58 170V169H57ZM69 170V169H68ZM82 170V169H81ZM81 170H79V171H81ZM85 170H87V169H85ZM84 170V173L86 172ZM89 170V169H88ZM94 170V169H93ZM100 170V169H99ZM109 170V169H108ZM107 170V171H108ZM197 170V169H196ZM195 170V168H194V171H196ZM249 170H250V168H249ZM61 171H62V169H61ZM66 171V170H65ZM70 171V170H69ZM69 171H67L65 174H67ZM90 171V170H89ZM96 171H98V168H97V170H95V172ZM101 171V170H100ZM99 171V172H100ZM106 171V170H105ZM110 171H113V170H110ZM134 171V170H133ZM132 171V172H133ZM162 171H164V170H162ZM179 171H181V172H179ZM198 171V170H197ZM212 171H214V170H212ZM56 172H58V171H56ZM55 172V173H56ZM74 172V171H73ZM82 172H83V170H82ZM81 172V173H82ZM22 173V172H21ZM54 173V172H53ZM62 173V172H61ZM83 173V180H85L84 179V175L86 174H84ZM91 173H93L94 174V171H92ZM98 173V172H97ZM107 173V172H106ZM193 173H195V172H193ZM198 173V172H197ZM209 172H207V171H203L201 174H198V177L196 178V179H200L201 180V178L199 177V176H205V175H207ZM249 173V172H248ZM251 173V172H250ZM17 174H19V173H17ZM27 173H25V175H26ZM37 174V173H36ZM35 174V175H36ZM63 174V173H62ZM69 174V173H68ZM71 174V173H70ZM74 174V173H73ZM72 174V175H73ZM89 174V173H88ZM96 174V173H95ZM135 174V173H134ZM25 175L23 176V175H20V176H18L19 178L22 176L23 178H25L26 179V177H25ZM31 175H32V173H31ZM31 175H30V177H31ZM55 175V174H54ZM80 175H82V174H80L79 173V175H76V177H74V179L75 178H77V176H80ZM87 175V174H86ZM85 175V176H86ZM98 175V174H97ZM100 175V174H99ZM98 175V176H99ZM102 175V174H101ZM104 175V174H103ZM106 175V174H105ZM191 175V174H190ZM193 175V174H192ZM195 175V174H194ZM211 175V174H210ZM251 175H252V173H251ZM27 176V180H28V175H26ZM57 176V175H56ZM64 176V175H63ZM67 175H65L64 177L66 178V180H67V177H66ZM69 176H71V175H69ZM74 176V175H73ZM90 176H92L91 178H95V175L93 176L92 174L90 175ZM169 176V175H168ZM167 175H166V177H168ZM209 176V175H208ZM11 177V176H10ZM18 177H16L17 179V181L18 180H20V179H18ZM21 177V179H23ZM29 177V178H30ZM32 177H35V176H32ZM36 177H38L37 175H36ZM87 177V176H86ZM88 177H89V175H88ZM97 177V176H96ZM100 177V176H99ZM206 177V176H205ZM236 177V176H235ZM241 177V176H240ZM57 178H58V176H57ZM81 178V177H80ZM79 178V179H80ZM90 177L88 178L90 181L92 180ZM98 178V177H97ZM96 178V179H97ZM103 178H105V177H103ZM191 178V177H190ZM194 178V177H193ZM250 178H251V176H250ZM13 179H14V177H13ZM13 179H12V181H13ZM24 179V180H25ZM30 179H36V178H30ZM38 179H40L39 177H38ZM69 179H71V178H69ZM73 179V178H72ZM72 179L70 180L71 182H72ZM73 179V180H74ZM95 179V180H96ZM99 179V178H98ZM97 179V180H98ZM169 179V178H168ZM214 179H215V177H214ZM37 180V179H36ZM65 180V181H66ZM78 180V179H77ZM82 179L81 180H79L80 182H82L83 181ZM87 180V179H86ZM94 180V181H95ZM97 180H96V183H98L99 181H100V179L98 180V182H97ZM103 180V179H102ZM101 180V181H102ZM105 180V179H104ZM104 180H103V182H104ZM194 180V179H193ZM235 180V179H234ZM244 180V179H243ZM7 181V180H6ZM8 181H9V183L11 184V182H10V179H8ZM17 181L15 182V180H14V184H15V186L16 185H20L21 186V183L20 182H22V180H20V181H18V183H20V184H16L17 183ZM79 181H77V182H79ZM166 181H168L167 180V178H166ZM191 181V180H190ZM196 181V180H195ZM218 181V180H217ZM5 182V181H4ZM24 182V181H23ZM22 182V183H23ZM27 182H28V184H30L29 182L30 181H25V183L27 184ZM35 182V180L33 181V180H31V183L32 184H38L37 182L36 183H34ZM66 182H68V181H66ZM74 182V181H73ZM85 182V181H84ZM83 182V186L85 187V183ZM88 182V181H87ZM87 182H86V184H87ZM93 182V181H92ZM165 182V181H164ZM173 182V183H174ZM193 182V181H192ZM199 182V181H198ZM198 182H196V184L198 183ZM201 182V181H200ZM9 183H7L8 185H9V187H12V184H13V182H12V184H11V186H10V184ZM25 183H23V184H25ZM41 183V182H40ZM75 183H76V180H75ZM89 183V182H88ZM95 183V184H96ZM133 183H135V182H133ZM167 183H169L170 184V182H167ZM182 183H185V184H182ZM203 183V182H202ZM206 183V182H205ZM228 183H230V181L229 180H225V181H223V183L221 182V184H228ZM5 184H6V182H5ZM5 185L6 187L8 186V185ZM13 184V185H14ZM64 184V183H63ZM66 184V183H65ZM71 185H73L72 183H70ZM79 184H81V183H79ZM90 185H91V183H89ZM98 184H102V182H99ZM136 184V183H135ZM138 184V183H137ZM186 184H187V186H186ZM195 184V183H194ZM204 184V183H203ZM211 184V183H210ZM33 185V186H34ZM61 185H62V183H61ZM67 185V184H66ZM71 185H69V186H71ZM76 185V184H75ZM89 185V187H90V189H91V186H93V185H91L90 186ZM103 185V184H102ZM102 185H100V186H97V184H96V186L97 187H101ZM132 185H134V184H132ZM141 185H139V186H141ZM151 185V186H152ZM172 184H170V185H168V186H171ZM198 185H199V183H198ZM205 185V184H204ZM207 185V184H206ZM4 186V187H5ZM19 186V187H20ZM23 186H25V185H23ZM29 186H31V185H29ZM64 186V185H63ZM77 186V185H76ZM95 186V185H94ZM94 186H93V188H94ZM95 186V187H96ZM136 186H138V185H136ZM176 186V185H175ZM200 186H201V188H200ZM2 187H3V184H2ZM9 187H7V188H9ZM18 187V186H17ZM18 187V188H19ZM22 187V186H21ZM26 187V186H25ZM25 187H23V188H25ZM28 187V186H27ZM36 187V186H35ZM68 187V186H67ZM84 187L82 188V190H84ZM152 187V188H153ZM195 187V186H194ZM193 187V188H194ZM207 187V186H206ZM14 188V186L12 187V188H9V189H13ZM23 188H21L20 190H22ZM69 188V187H68ZM67 188V189H68ZM86 189H87V187H85ZM128 188V187H127ZM130 188V187H129ZM137 187H135V189H136ZM5 189V188H4ZM17 189V188H16ZM15 189V190H16ZM27 189V188H26ZM28 189H29V187H28ZM27 189V190H28ZM67 189L65 190V191H67ZM75 189V187H73V189H70V190H74ZM89 189V188H88ZM86 190V191H81L80 190V193H84V192H86V194H83L84 195V197L85 196H87V194H91V193H88L87 191H89L90 192V189L89 190ZM97 189H99V188H97ZM103 189H105L104 188V186H103ZM134 189V188H133ZM147 189V188H146ZM175 189V188H174ZM173 189V190H174ZM2 190V189H1ZM14 189L12 190V191H15ZM18 191H19V189H17ZM17 190L15 191V195H13V196H15V197H17V200L19 199H21V198H19L18 196L20 195V193L19 194H17L16 195V192H17ZM70 190H68V191H70ZM76 190V189H75ZM92 190H94V189H92ZM107 190V189H106ZM129 190H131V189H129ZM128 190V191H129ZM140 190V189H139ZM142 190V189H141ZM152 190V189H151ZM175 190H177V188L175 189ZM194 190H195V196H196V215H197V217L199 218V222H197L198 224H199V226H200V228H203V229H205L209 224H207V220H208V218H205V217H207V216H209L207 213H206V207L208 208V206H209V202H210V199L208 200V198H210L209 197V195H208V193H210L211 191H213V190H211L210 192H208V193H206L207 191H205V189L202 187V185H199V189L197 188H194ZM208 190V189H207ZM220 190H222V189H220ZM247 190H249V189H246L245 191H247ZM24 191H25V189H24ZM23 191V192H24ZM67 191V192H68ZM71 191V192H72ZM79 190H77L76 192H78ZM103 191V190H102ZM145 191V190H144ZM144 191H142V192H144ZM171 191V190H170ZM170 191H169V194H171V195H173V193H174V191H172L171 193H170ZM20 192V191H19ZM27 192V191H26ZM71 192H68V193H71ZM75 192V191H74ZM130 192H132V191H130ZM129 192V193H130ZM94 193V192H93ZM126 193V192H125ZM134 193V192H133ZM132 193V194H133ZM140 193V192H139ZM139 193H135V194H133V200H132V198H131V200L133 201L132 202V205H133V207L134 208H141L140 207V202H139V199H140V197L139 196H141V195H143V194H141V195H138ZM152 193V192H151ZM176 194H178L177 193V191L175 192ZM212 193V192H211ZM247 193H249V191H247ZM24 194V193H23ZM23 194H22V191H21V195L23 196ZM75 194H77V193H75ZM127 194V193H126ZM145 194V193H144ZM148 194V193H147ZM11 195V196H12ZM70 196V194H67V196ZM80 195V194H79ZM82 195V196H83ZM146 195V194H145ZM175 195V194H174ZM211 195V194H210ZM12 196V198L14 199V197ZM24 196H26V195H24ZM24 196H23V198H24ZM81 196V197H82ZM147 196V195H146ZM246 196V195H245ZM71 197H72V199H73V195H71ZM80 197V198H81ZM113 197V196H112ZM169 198V196H166V198ZM247 198H250V197H248V196H246ZM11 198V197H10ZM22 198V201L24 200V202H25V199H26V197H25V199H23ZM68 198V197H67ZM79 197H78V199H77V201L80 199ZM12 199V200H13ZM68 199H70V198H68ZM72 199H70V200H72ZM82 199V198H81ZM81 199L78 201V202H81L82 203V201H81ZM101 199V198H100ZM171 199V198H170ZM169 199V200H170ZM179 199V198H178ZM11 200V199H10ZM9 200V201H10ZM17 200H15V201H17ZM60 200V199H59ZM83 200V199H82ZM121 201L123 200V199H120ZM141 200V199H140ZM148 200V199H147ZM251 199H242L241 201H239V203L238 202H235V203H233L232 204V208H233V212H234V214L237 216V219L241 222H243L242 224H244V225H242V230H245V234L244 235H242V236H240V233L238 234L237 233V238H236V240H234V241H232V239H229V238H231V237H225V238H223V236H222V238L219 236V238H221V239H223V240H226V241H229V242H227V244H229L228 246H229V249H227L226 248V251L225 250H221V249H219V250H217L216 249V251H215V253H213L212 254V257L214 258V259H216V261L217 262H219V264H264V227L263 228H259L258 226H260V224H261V222L260 221H262L263 219H261V217L259 216V215H257V216H252L251 218H248L247 216H244L245 214H252L253 213V211H251L250 210V206H253L254 204H256L255 202L254 203H252V204H250L249 203V201H250ZM8 201V202H9ZM21 201V200H20ZM21 201V202H22ZM73 201V203H74V200H72ZM116 202L115 201V199L114 200H112V201H108V202H111L110 204H112V202ZM119 201V200H118ZM179 201V200H178ZM11 202V201H10ZM10 202L8 203V204H10ZM12 202H14V200L12 201ZM62 202V201H61ZM60 201H59V203H60V205H62V203H61ZM71 202V201H70ZM76 202V201H75ZM84 202V201H83ZM86 202V201H85ZM147 202V201H146ZM158 202V201H157ZM169 202V201H168ZM170 202H171V200H170ZM169 202V203H170ZM15 203V202H14ZM23 203V202H22ZM21 203V204H22ZM81 203H78V204H81ZM96 203V202H95ZM123 203H124V201H123ZM122 203V204H123ZM140 203V204H139ZM144 203V202H143ZM148 203V202H147ZM168 203V204H169ZM173 203V202H172ZM16 205L17 204H20V202L18 203H15ZM24 204V203H23ZM22 204V205H23ZM65 205L63 206L62 205V208L63 207H65V208H67L68 206H70L69 204H67V202L66 203H64ZM67 204V205H66ZM85 204V203H84ZM103 204V203H102ZM116 205H117V202L115 203ZM121 204V203H120ZM119 204V205H120ZM125 204V203H124ZM126 204H127V201H126ZM125 204V205H126ZM153 204V203H152ZM151 204V205H152ZM260 204V203H259ZM57 205V204H56ZM81 205H83V204H81ZM115 205V207L117 208V206ZM124 205V206H125ZM261 205V204H260ZM264 205V204H263ZM263 205H261V206H259V208H261V209H263L262 207H263ZM21 206V205H20ZM80 206V205H79ZM78 206V207H79ZM113 206V208H114V205H112ZM127 206V205H126ZM129 206H131V205H129ZM149 206V205H148ZM58 207V206H57ZM71 207V206H70ZM119 207V206H118ZM123 207V206H122ZM132 207V208H133ZM60 208H61V206H60ZM61 208V209H62ZM74 208V207H73ZM83 208V207H82ZM116 208H114V209H116ZM124 208V207H123ZM127 208H130L131 209V207H127ZM239 208V209H238ZM72 209V208H71ZM71 209H70V211H71ZM113 209V210H114ZM118 209H120V208H117V210ZM153 209V208H152ZM65 212H67L68 211V213L70 212L69 211V209L66 211L65 209H63ZM74 210V209H73ZM73 210H72V214L71 215H73ZM134 210V209H133ZM219 210V209H218ZM258 210V209H257ZM59 211V210H58ZM57 211V212H58ZM110 211V210H109ZM116 211H114V213H115ZM119 212V211H118ZM68 213H67V215H68ZM113 213V212H112ZM122 213V212H121ZM135 213V212H134ZM133 213V214H134ZM65 215H66V213H64ZM78 214V213H77ZM90 214V213H89ZM107 214V213H106ZM108 214H110V212L108 213ZM116 214V213H115ZM114 214V215H115ZM130 214H132V213H130ZM150 214L151 215H149V216H155L154 215V213L153 212H150ZM66 215V216H67ZM162 215H164V214H162ZM113 216V215H112ZM149 216H145L144 217V225H146L148 228H150V230L151 231H154V229L155 228H153L152 227V225L151 224H153V218H151V217H149ZM168 216V215H167ZM110 217V216H109ZM71 217H69V219H70ZM119 218V217H118ZM151 218V219H150ZM166 218V216L164 215V219ZM170 218V217H169ZM72 219H73V217H72ZM72 219H70L71 221H72ZM152 220V221H151ZM173 221L171 218L168 220V222H171V221ZM68 221V220H67ZM174 222V221H173ZM68 223H69V221H68ZM72 223V222H71ZM58 224H59V222H58ZM70 224V223H69ZM68 224V225H69ZM5 225V224H4ZM107 225L109 226V224L107 223ZM156 225V224H155ZM59 226H61V224L59 225ZM70 226V225H69ZM112 227H113V225H111ZM110 226V227H111ZM210 226V225H209ZM56 227H58V225H56ZM104 227H106V226H104ZM110 227H109V230L110 231H112L111 229H110ZM30 228V227H29ZM35 228V227H34ZM64 228V227H63ZM62 228V229H63ZM211 228V227H210ZM213 228V227H212ZM103 229H105V228H102V230ZM114 231H116L114 228H112ZM116 229H117V227H116ZM206 229H208V227L206 228ZM29 231H30V229H28ZM26 231V233L27 234H29L30 232L29 231ZM31 230H32V227H31ZM102 230H100V231H102ZM106 230H108V228L106 229ZM210 230V229H209ZM229 231L228 233H232L233 232V230L231 229V226H227V227H225L224 229H222V231ZM35 231V230H34ZM97 231H99V230H97ZM99 231V232H100ZM204 231V230H203ZM235 231V230H234ZM20 232V231H19ZM107 232V231H106ZM109 232V231H108ZM207 232H208V230H207ZM237 232V231H236ZM32 233V234H31ZM30 233V235L31 236H33V234L35 233H33V232H31ZM101 233V235L100 234H98V232H97V234L98 235H100V237L102 236V232H100ZM105 233V232H104ZM228 233H226V234H228ZM113 233L112 232H109V235H111L110 237H111V239H109L110 241H112L113 239H112V237H113V235H112ZM115 234H116V232H115ZM114 234V235H115ZM119 234V233H118ZM118 234H116L117 235V237H118ZM217 234H219V233H217ZM222 234V233H221ZM243 234V233H242ZM104 236H105V234H103ZM116 235L114 236L115 238H116ZM120 235V234H119ZM206 234H204L201 238H204V237H207V236H205ZM208 235H209V233H208ZM231 235H233V234H231ZM26 236H28V235H26ZM31 236H29L28 238H30ZM210 236V235H209ZM34 237V236H33ZM96 237H97V235H96ZM100 237H99V239H100ZM108 237V236H107ZM109 237V238H110ZM27 238V239H28ZM102 238H103V236H102ZM102 238H101V240H102ZM114 238V239H115ZM209 238H212V237H209ZM31 239V238H30ZM34 241H36L34 238H32ZM97 239V238H96ZM95 239V240H96ZM161 239V238H160ZM103 240H105V241H107L106 240V236H105V239L103 238ZM102 240V241H103ZM116 240V239H115ZM123 240V239H122ZM158 240V239H157ZM156 239L154 240V242L156 243V244H158V245H156V246H158V247H161V248H163V249H165L166 247V249L165 250H170V248L168 247V246H163V244H164V239L162 240L163 241V244L161 245V241L160 240H158L157 241ZM222 240V241H223ZM102 241H99V242H102ZM105 241H103L102 243L103 244H105ZM114 241V240H113ZM113 241L112 242H109V241H107L109 244H113ZM124 241V240H123ZM90 242V241H89ZM96 242V241H95ZM99 242H97L98 244H95L96 246L98 245L99 246ZM167 242V241H166ZM199 242V241H198ZM197 242V243H198ZM120 243V242H119ZM196 243V242H195ZM101 244V243H100ZM108 244V245H109ZM168 244V243H167ZM102 245V244H101ZM140 245V244H139ZM166 245V244H165ZM81 246V245H80ZM103 246V245H102ZM107 246V245H106ZM110 246V245H109ZM108 246V247H109ZM111 246H113V245H111ZM110 246V247H111ZM105 246H103V249H105L104 248ZM107 247V248H108ZM114 247V246H113ZM112 247V248H113ZM135 247V246H134ZM133 247V248H134ZM35 248V247H34ZM100 249H101V247H99ZM112 248H110V249H108V251L110 250H112ZM103 249H101V251L103 250ZM132 249V248H131ZM105 250H107V249H105ZM133 250V249H132ZM132 250H130V252H132ZM104 251V250H103ZM109 251V252H110ZM99 252V251H98ZM129 252V251H128ZM156 252V251H155ZM204 252H205V250H201V253L202 254H204ZM127 253V252H126ZM192 253V252H191ZM207 253L208 252H206L205 254L207 255ZM37 254V253H36ZM107 254H108V252H107ZM110 254H111V252H110ZM115 254V253H114ZM86 255H88V253H86ZM106 257H107V255H105ZM110 256V255H109ZM189 256L191 257V258H188V260L186 261V262H184V261H180V263L179 264H218L217 262H212L211 260H210V262L206 259V257H195L194 259H193V257H192V255L191 254H189ZM23 257V256H22ZM61 257V256H60ZM165 258V257H164ZM104 260V259H103ZM167 260V259H166ZM168 261V260H167ZM5 262H6V260H5ZM92 264V263H91ZM154 264V263H153Z\"/></svg>",
    "mask_w": 264,
    "mask_h": 264
},
{
    "label": "water",
    "instance_id": "3",
    "mask_svg": "<svg viewBox=\"0 0 264 264\" xmlns=\"http://www.w3.org/2000/svg\"><path fill=\"white\" fill-rule=\"evenodd\" d=\"M30 91H31L30 89L24 90V92H30ZM19 101H21V104H20L21 110H24L25 109V104L23 103V101L21 99ZM26 106L35 107V104L33 102L32 103H26ZM68 262L71 263L72 262L71 259H68Z\"/></svg>",
    "mask_w": 264,
    "mask_h": 264
}]
</instances>
